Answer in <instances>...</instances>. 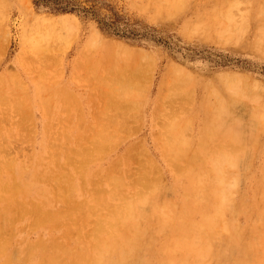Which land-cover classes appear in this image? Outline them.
Instances as JSON below:
<instances>
[{
	"label": "rangeland",
	"instance_id": "374dc122",
	"mask_svg": "<svg viewBox=\"0 0 264 264\" xmlns=\"http://www.w3.org/2000/svg\"><path fill=\"white\" fill-rule=\"evenodd\" d=\"M37 1H40V0H0V74H1L0 75V79H1L0 83L3 85L1 87V84H0V87H1L0 91L2 90V92H0V95H1V97L4 98V96H5V98L8 99V100L1 99L3 101L5 100V102H6L5 104H3L4 102H0V115H1V117H0V133L1 134L3 133L2 135L0 134V143L6 138V140H4L5 142H2V144L4 146L3 148H2V144H0V148H1V152H0V159H1L0 160V166H1L0 167V170H1L0 171V183H1L0 184V231L3 232V233L0 232V233H2L1 236H3L2 238L0 236V247H1L0 248V264H42L44 262L43 260L45 258H46L45 259L46 262H44L43 264H48L50 262L51 258L54 256L55 257L57 256V259L54 258L55 261H53V262L51 261L50 264H80L81 259H78V258H77L78 260L75 259L73 257V254H77L80 251H86L87 254L89 253L88 255H92L93 253L96 252V249L93 248V245H92L94 242L96 243V241H94L92 239V237H93L92 234H94V229H93L94 226L96 228V226L98 224V222L95 221V219L98 218V217H96V216H98V213H100V217H101V218H98L99 220L104 219V218L107 219L108 217H110V212L109 211L107 212V210L105 209L106 207H108L109 205H111L110 207H112V205H114V204H116V206H118V204L119 205L121 204V206H123V204L127 205L126 202L129 200H131L132 203H136L137 211H134L136 216L138 215L141 207L143 206V203H144V205L146 204L148 206V209H147V207L145 205V207H146L145 209H147V211L150 210L149 213L153 216L146 213L144 208H142L140 211V213H142V210L144 209L143 210L144 215H142L140 213H139L140 216L136 217L134 215V217L138 221L139 225L142 227L140 230L144 231V230H147L144 228H149L148 229L149 231L148 230L146 231V237H148V238L145 237L144 239H141L139 243H137V245L141 246V247L137 246V249L134 252L133 251L131 252V254H130L131 258H130L128 264H161L160 262L162 260H164L163 258L166 255L159 252V249H160L159 245H160V242L163 241L165 234H166L165 233L166 231L165 232L164 231H158L157 227H156V224H157L156 222L159 221V218L161 215L157 211L159 208H161V211H163L164 209L166 210L168 208L170 209V210L168 209L170 213L172 212L171 214H169L170 217H167L165 214H162V218H165V219L169 218L168 219L169 221H170V218L172 217V219H171L172 222L170 221V223H174L175 220L173 218L178 217L177 219H179V220L184 219L186 224L183 227H187V221L188 222L191 221L192 223L198 222L199 224L202 222L203 214H201V212H202L200 210L201 208L196 207L197 205H200V206L202 205L203 207H205L204 212H207L208 215L210 214V215L214 216V214L216 213L215 210L217 208L218 201L216 200L215 195L213 193H211V190H210V186H211L210 182L212 181V179L210 177L209 178L210 181H209L208 180L209 175L207 176V174L205 175V173H206V171L208 172L212 166V164L209 163V162H212V156H213L212 154L210 155L211 150H213L215 147L218 146V143H220L219 140H221V138H223V139H225V138L222 137V135L220 137V135L214 134L213 137L215 139L212 138L210 140V138H209L208 141L205 139H207V133H210V132L212 133V130H209L212 127V125L210 124L211 116H213V117L215 116V114H216V113H214L215 111H217V114L219 113L218 112L219 106H217L218 104H220L219 102H223V99H224V104H226L225 106L229 107V108L228 107L226 108V111L225 110L221 111L222 114L224 112L223 116H225V118L227 117L225 120H230V118H229L230 114L228 115V113L231 112L232 110H233V112H231V113H233V114H231L232 115L231 117L235 116V118H238V119H235L236 121L234 120V118H232L230 120V122L227 121V124L229 125V123L230 124L236 123L235 125L239 126L238 127L239 129H244L243 131L246 134L243 135L244 132L238 133V134H241V138H243V137L247 138V133H248L247 131L250 130L248 133V135H249L251 133L252 129H254V128H255L254 130H257L259 128V130L261 132L264 129L263 127L261 128L262 125L264 126V120L262 121V119H264V116H263L264 112L261 111V109L264 108V102L262 101V100H264V88H263L264 87V43H262V42H264V36H263L264 27H261V26H264V10H263L264 5H262V2L264 0H262V1L261 0H231V2H230V0H216L217 2L215 0H186V1L185 0L184 1L169 0V3L167 2L168 0H150V1L149 0H74L75 3L80 4L79 7L81 6V7H87V8L94 9L95 10L94 13L85 12L83 9H77L76 11H69V12L55 11L52 9L53 8V4H52L53 0H41L39 4H36ZM162 1L163 2L166 1V2H164V4H163ZM179 1H181L180 2L181 4L179 3ZM187 2H189V3H187ZM234 2L236 4H234ZM171 3H172V5H168ZM175 3H178V4H175ZM231 3L234 5L232 6ZM228 4H229V6H228ZM258 5H259V8L261 7L262 11H260L258 9ZM182 6H184V7H182ZM262 6H263V8H262ZM178 8L180 11H178ZM217 9L219 11H217ZM220 9L221 10L223 9V10L221 11ZM168 11H170V12H168ZM172 11H174L173 15L171 13ZM247 11H249L250 13H246ZM220 12L223 13V15H222L223 18L225 16L224 19L222 18L221 15H219ZM224 12H226V14ZM261 12H262V14H260ZM175 13H177V14H175ZM228 13H230L231 15ZM244 14H246V15H244ZM216 15L217 16L219 15L221 19L218 18L219 16L217 17ZM247 15L249 16V18ZM232 16H234L233 19L235 22L232 21V18H231ZM222 19L224 21L223 22L224 25H223V23H221ZM229 19H231V20H229ZM110 20H116L114 27H109L106 25V22H109ZM231 21L233 23H231ZM242 21L245 23V25H244V23H242ZM261 22L263 24H261ZM220 23L222 25H220ZM227 23H228V25H227ZM193 26H194V28H193ZM37 27H39L40 29ZM191 27H192V29H191ZM219 27L223 30L225 28L226 30L223 31V30L219 29ZM242 27H244V28H242ZM201 28L203 30H201ZM237 28L240 31L239 34H237V32H238ZM262 29H263V31H261ZM220 31H222V32H220ZM227 31H228V33H226ZM244 32H245V35H244ZM26 33L28 36L26 35ZM33 33H35V34L33 35ZM220 33H222V34H220ZM241 34H242V36H241ZM220 35H223V36H221L222 38H220ZM227 35L229 37H227ZM256 35H258L257 38H256ZM259 35L263 40L261 38H259ZM241 37H242V39H241ZM258 38H259V40L260 39L261 40L258 41ZM227 39H228V41H227ZM236 41H239V42L236 43ZM29 43H30V45H29ZM32 44H34V45H32ZM87 45H89V46L95 45L94 46L95 49L92 46L89 47ZM260 45H261V48H260ZM124 47H125V49H124ZM27 51H29V52H27ZM89 51L90 52L93 51V53H90ZM118 51H119V53H118ZM128 51L132 52L131 56H130V53ZM30 52L33 55L34 59L33 58L30 59L31 54H28ZM25 53H27V57H29L28 59H24L26 56ZM39 53H40V56H39ZM37 54H38V56H37ZM84 54H85V56H84ZM86 54L88 56L93 55L94 58L92 57V60H89L90 56L88 58V56ZM112 54H114V55H112ZM115 54H116V56H115ZM22 55H24L23 58L20 57ZM45 55H47V56L45 57ZM118 55H120L121 58H122V56H124L125 61L123 59H121V62H123L124 65L127 61H129L128 62L129 64L126 63V68L123 67L122 63H120V60H118V58H119ZM127 56L130 57V59H128ZM139 56H141L142 57L141 59L145 60L146 62L144 61V63H143ZM42 57H43V61L41 60ZM114 57H116V61H118V62H115ZM39 58H40V60H38ZM29 59L32 60L33 62L28 61ZM44 59H46V61H47V63H46L47 66L50 67L51 69H55V70H51L50 68H48L45 65ZM104 60L107 61V63H106V65L108 64L106 67L107 69L105 68L106 65L104 63L106 61L104 62ZM22 61H24V62H22ZM94 61H95V63H96V61H98L97 64H95ZM140 61L143 64L142 63L139 64ZM27 62L29 64H27ZM30 62H32L33 66ZM48 62H50V63L48 64ZM81 62H83L82 65H81ZM85 63L86 64L90 63L92 66H94V64H95L96 68H92V72H93V69H95L94 74H92V72L90 71L91 68H89V69L86 68V70L83 68ZM116 63H118V64H116ZM119 63H120V66H122L123 68L120 69V67H117V66H119ZM134 63H135V65L139 64V67L138 66H136V68L133 67ZM145 63H146V65H145ZM9 64L11 66H14V67H10V66L8 67L7 65H9ZM40 64H44V65L41 66ZM110 65H112L113 67L111 66L109 68ZM128 65L129 66L131 65L133 68L128 69ZM140 65L144 66L143 69L141 68L142 66H140ZM39 66H40L41 70H40ZM44 66H46L47 68H44ZM169 66L170 67H177L178 66V69L173 68L176 71H174V70L172 71L171 70L172 68L170 69ZM35 67L37 69H39L40 71L37 69H34ZM103 68L106 70V73H104L105 71ZM81 69L85 70L84 72L87 73L86 76L94 77V75H95V78H92V77L88 78L87 77L85 79L82 76L84 79V82H83V80L81 79V75L85 76L86 73H83ZM118 69H120L119 73H121L122 71H124V73H122V74L118 73L119 74L118 75L117 74V72L119 71ZM144 69H145L146 73L143 72ZM166 69H167V72H168V70H170V72L172 71L173 74L176 73V75H174V78H172L171 81H175L174 79H176V78L178 79V77H179V82L180 81H183V82L179 83L178 80H176L178 83L175 81L172 84H171V82H169L168 84H170V85H168V84L165 85V81L166 82H167V80L170 81L169 78H171V75H169L170 74L169 72H168V75H166L167 74ZM57 70L58 71L61 70V71L58 73ZM87 70H89L90 72H87ZM182 70L185 72V74H184V72H182ZM8 71H12L13 73L11 72L12 74H9L10 72L8 73ZM16 71L19 73H17ZM55 71H57V73H55ZM128 71H131V72L134 71V72H132V74H131V72H129V74H128ZM135 71H137V72H135ZM138 71H139V73H138ZM140 71L142 73H145V74H143L144 77L141 76L142 74H140ZM51 72H53V73H51ZM178 72H179V74L181 73L180 74L181 77H182V74H184L186 77H184V75H183V77L181 78L180 75H178ZM39 73H40V75H42V74L44 75V79L46 77L45 80L43 79L44 81L41 79L43 77H40ZM103 73L106 74V77H108L107 79H105L106 81L104 80V78H106V77H105V75H103ZM13 74L18 75V76L14 77ZM52 74H54L55 77L54 76L50 77ZM76 74H78V75H76ZM98 74H101V75H98ZM130 74L133 77L135 76V74L138 75V77L137 76L135 77V80L138 82H136L133 77L131 78ZM189 74L191 75V77ZM38 75H39V77H38ZM102 75H103V78H101ZM108 75L110 77L112 75V77H114V78L111 77L113 80L110 79L111 81H108V79H109ZM188 75H189L190 79H187ZM227 75H228V77H227ZM10 76H12V77L10 78ZM96 76H100V79L104 80L103 83L100 79L97 80ZM119 76H123V77H120L122 79L129 78L133 83H137V84L140 81L139 79H141L140 77H142V79H141L142 81H140V84L138 86L140 87V85L142 84V88L147 87V90L145 88H143L144 89V91H143V89L141 87L140 88L142 90L141 89L138 90L137 89L138 87L136 88L135 84L130 83L129 85H132V84L134 85V87L132 85L131 88L132 87H133V89L135 88L134 89L135 93L129 87L130 93L132 91V94L129 93L130 96H128L127 91L129 89L127 90V88H128L127 86L125 89V86L121 85V82H120L121 79L118 78ZM165 76H167V77L165 78ZM16 77H17V81H16L17 84L16 85L17 86L19 85L18 86L19 88H17L16 85L14 86L15 83L13 81L16 79ZM61 78H63V79H61ZM137 78H139V79H137ZM162 78H163V80H162ZM185 78L187 80H184ZM232 78L235 81H233ZM243 78H244V81H243ZM36 79L38 80V82ZM39 79H40V84H38ZM114 79H116V80L118 79L119 82L118 81L114 82ZM191 79H193V80L191 81ZM226 79L227 80L229 79V81H227L228 83L226 82ZM41 80L43 82H41ZM85 80L86 81L88 80V81L85 82ZM92 80L95 83H93ZM107 81L109 84L107 83ZM189 81H191V82H189ZM232 81H233V84L235 83V86L232 85L233 89L231 87L228 88L229 86H231ZM254 81L258 82L259 84L255 83ZM82 82H83V84L87 83V85L86 84L83 85ZM88 82H89V84H88ZM110 82L116 83L115 84L116 89L111 87V85L114 86V84H111ZM117 82H118V84H117ZM188 82L190 84H188ZM206 82H208V83L211 82V85H215V84H212L213 82L216 83L215 86H217V87H215V86L212 87L210 84L207 85V88L209 87L211 90L214 88V91H212V93H211V90L209 91V88H208V90H206L207 89L206 88V84H207ZM247 83H248V85H247ZM98 84L100 85L101 89H102L101 85L102 86L106 85V87L104 86L106 89L104 87H103V89L105 90L106 93H108L107 95H109V97L111 96L113 98V100H110V98L106 97V95H105V99H109L112 104L115 103V104H117V106L109 104L110 102L109 101L107 102V100H105V99H103L102 102L105 100L107 102L106 105L107 104L111 105L112 109L108 105L106 107L104 105L105 102L101 103L102 98H101L99 93L102 90L100 89V91H99L97 89V88H99ZM143 84H146V86ZM174 84L177 85L178 87L173 88L176 90V91H173L174 92L173 93L174 97H173V95L171 96V94H172L171 88H172V86H175ZM186 84H188V85L186 86ZM21 85L23 86L22 90H25V92H26L25 94H27V95L29 94L28 96L30 98L26 97L27 100H23L24 99V97H23L24 92L22 93V90L20 89V88H22ZM24 85H26V87ZM41 85H43L44 88ZM236 85H239V86L237 87ZM254 85H255V87H254ZM13 86L16 87V89H19V91H21L22 94L21 93L18 94L20 96L17 95V93L15 92V88ZM107 86H109V87L107 88ZM164 86L166 88L170 89L169 95H167L168 94L167 89H165ZM179 86L181 88H183V89H181V91L177 90V89H180ZM218 86H220V87H218ZM240 86H241V88H239ZM248 86L250 88L252 86L253 88L249 89ZM48 87H51V88H48ZM90 87L92 89L94 88L92 90L93 94H91L92 91L89 92L91 90ZM121 87H124L123 91H121L122 90ZM188 88L189 89L192 88V90L194 92L192 91L193 93H191V89L186 91ZM215 89L219 90V92L221 90L222 93L220 92L221 94L219 95L218 91L216 93ZM235 90H237V91H235ZM242 90L245 93H247L245 96H244L245 93L242 94L243 93ZM11 91L14 94H12ZM19 91L17 90V92H19ZM125 91H126V93H125ZM238 91H239V93L241 92L239 94V95H241V98L239 95H236V96L233 95V94L237 93ZM254 91H256L255 94H254ZM43 92L44 93L46 92V93L41 94ZM68 92H69V94H71V93H73V94L69 95ZM140 92L143 93L144 95L141 94ZM165 92L169 98L168 97L166 98L165 97L166 95L165 96L163 95V94H165ZM175 92L179 96H177L175 94ZM177 92H179V93H177ZM180 92H181V94L186 95L187 98L184 96V98H185L184 99L180 95ZM188 92H190V93H188ZM204 93L206 95L208 93L211 95L213 94L214 96H211V98H210L209 97L210 95H208V97H209V99H208V97L205 96ZM223 93H224V95L227 96L226 98L223 95ZM11 94H12V98H11ZM217 94L219 96H217ZM2 95H4V96H2ZM41 95L42 96L44 95V97L40 98ZM73 95H74V99H73ZM117 95H119V97H121L122 99L125 97L124 100H126L125 101L126 104L123 102L124 100L118 101L119 99L120 100H122V99L117 98L118 97ZM189 95H191V97ZM247 95H251L252 98H247ZM65 96H66V98H65ZM216 96L218 98H220V97L221 98L218 99ZM223 96H224V98H223ZM67 97H68V99H67ZM115 97L117 98V101L119 102V104L117 103ZM161 97H164V99H168L167 102H165L164 99ZM175 97L178 99H179V97H182V99H183V100L181 99L182 102H181V100H178ZM188 97H190V98H188ZM203 97L206 100H203L204 99ZM235 97L238 101L240 99V101L237 102ZM242 97H244V99H246V100L244 101ZM261 97H263V98L260 99ZM14 98L16 99V101L14 100ZM191 98H193L194 100ZM254 98H257V99H254ZM18 99H19V101H22L20 104L17 103V104H19V106H18L19 109H17L18 107L15 105L16 103H14V101L18 102ZM51 99H53L52 100L53 102L51 101ZM207 99L210 101L211 105L209 104V101ZM211 99H212V101H211ZM94 100L97 101L96 104H94L95 103ZM185 100H186V102H184ZM214 100L216 101V103L214 102ZM23 101H25V102L23 103ZM137 101H138V105H137ZM230 101L232 104H230ZM247 101H249V102L251 101V103H249V102L247 103ZM253 101H255L256 103H252ZM120 102H121V104L123 103L124 105L123 104L120 105ZM140 102H141V105H140ZM242 102H245V103H243L244 105L242 104ZM68 103H70L69 104L70 109L68 108L70 110V112H68V109L66 108L68 106ZM158 103H159V105H158ZM170 103H172V104H170ZM182 103L185 106L187 105V108L185 106H183ZM233 103H235V105H233ZM257 103L258 104L260 103L261 105L263 104V107L259 108V105ZM23 104L28 108H25V110L23 109V111H22L20 109V106H22L21 108H23V106H24ZM44 104H46V105L44 106ZM51 104H53V106ZM62 104H63V107H62ZM213 104H215V107ZM245 104L248 106H251V104H252L253 105V107L251 106L252 109L249 108L248 106H246ZM255 104L258 105V106L256 105L257 108H256ZM13 105H15V106H13ZM102 105H104V106H102ZM118 105H120L122 107H120ZM135 105H137L136 108L133 107ZM158 106L161 107L160 110L158 109ZM211 106H212V108H211ZM46 107L48 109L47 111L49 112V117H48V112L45 111ZM81 107H82L83 111L81 110ZM95 107H98V108H95ZM103 107L106 111L102 109ZM244 107L247 109H245ZM6 108H8V110ZM13 108H14V110L16 109V112L13 111ZM51 108H52V110H51ZM63 108L65 109V111L67 109V112L70 113V114H68V116H66L67 112L64 113L65 111H60V110H64ZM107 108H109V109H107ZM120 108L122 109V113L125 112L126 115L123 114L125 116H122L121 112H120L121 115L119 114ZM169 108H171L173 110L172 112L176 111L173 113L172 116H170L172 112H170L171 109H169ZM185 108H186V110H185ZM237 108H238V110H236ZM253 108L256 109V112L261 111L260 113H261L263 118H259L260 114L255 112V114L258 115V117H257V115H255L252 112L254 110ZM92 109H93V111H92ZM99 109H102L104 111V113H106V114L109 113L111 116L109 114L105 115L103 113L104 114L103 118L105 121L102 120L101 119L102 115L100 112L102 110H99ZM129 109H130V111H129ZM177 109H178V111H177ZM181 109L184 113H182ZM209 109L210 110L212 109L213 112L210 111ZM259 109H260V111H257ZM3 110H5V111L2 112ZM6 110L8 111V113L6 112ZM28 110H29L28 114L32 113V117L30 115V118L28 115H27L28 116L27 117V116H25L26 114H24L25 112L27 113ZM30 110H31V112H30ZM117 110H118L117 114H119V116H121L120 118L116 114ZM248 110H252L249 112H251L254 115H252V114L250 115ZM80 111H82L83 113H81ZM94 111H96V112H94ZM112 111H114L115 113L114 112L112 113ZM166 111L170 112V114L167 112V115H166ZM209 111H210V113H208ZM234 111H236V112H234ZM263 111H264V109H263ZM43 112H46V114ZM226 112H227V114H225ZM243 112L245 113V116H244ZM94 113H97V115L100 113L98 115L100 120L98 118L97 119H98V121L102 122L103 126L106 125V127L103 128L105 130H103L101 128L102 131H104V133L101 131L100 127H102V126L99 127V123L96 121L97 115H94ZM8 114H9V116H8ZM22 114H23V116H21ZM114 114L118 118H116V116ZM130 114H131V116H129ZM133 114H134V116L138 115L139 116V117L137 116L138 119L136 117H134ZM12 115H13V117H12ZM78 115L80 117L77 118ZM174 115H176V116H174ZM3 116H7V118L9 117V120L7 118L6 119L2 118ZM55 116H56V118H55ZM65 116H66V120H64ZM81 116H82V118H81ZM108 116L111 118H109ZM252 116H253V118H252ZM21 117H23L24 120H23V118L20 119ZM60 117L62 119H60ZM131 117L136 118L135 119L136 122ZM244 117H245L246 121H244L242 119ZM254 117H256V120ZM27 118H29L28 121H27ZM139 118H140V120H139ZM158 118L161 120L160 122H162V123H160V124H162L164 128L161 127L162 125L157 123ZM82 119H84V121ZM108 119L109 120L114 119L116 121V123H117L118 119H122L123 121L119 120L118 124H117L118 127H116L118 129H120V131L115 129V127L111 128V126L116 125V123H114V120L113 121L111 120L109 122ZM124 119L126 120V122H124ZM130 119H132L134 122ZM174 119H175V121H173L172 123H174L175 126H177V124H178V126L181 125V127H182L181 128L179 126L181 128V133H180V128H179V131H177L178 129H176L178 136H180V137L182 136L181 139L183 138L182 139L183 142L181 140L180 141L183 144L186 142H187L186 144H188V145H186V149L188 148L186 151V154H188V155L190 153L195 154L197 156V159L200 160V161L197 160L198 161L197 167H196L194 174H196V176H198L201 179H203L204 177L207 176L204 179H207L208 181L207 180L201 181V186L204 190L203 193L204 192L206 193V194L202 195V197L206 196L207 200H205V198L204 199L201 198V200H202L201 202L194 203L195 197H194V191L192 189V188H194L192 182H194L195 179H193V177H190L189 175H187V176L184 174L178 175L177 173H180V172L179 171L176 172L177 169L174 170L175 168L173 169V166L174 167H175V165L177 166L178 163L175 164L174 162H176V161H171L172 158H171V160H168L170 158V155H168L169 152H168L167 146H165L163 144H165L167 142L166 139L168 137V134L170 137L172 135L173 131L175 130V128H174V130L169 128V126H171V122H169V121H172ZM248 119H251L252 124H254L256 122L259 124V122H260L261 126L260 125L258 126V124H256L257 127L255 126L253 128L251 123H250L249 127H247L248 123L250 122ZM258 119H261V121H259ZM60 120H61V122H60ZM69 120L71 122H69ZM167 120H168V123H167ZM238 120L240 123L242 122V120L244 121V127H241V125H238V123H239V122L237 123ZM234 121H235V123H234ZM12 122L14 124H12ZM59 122H60V124H59ZM18 123H22L21 125L23 127L28 126L26 128L31 129V130H28V132L31 131L29 133L31 134V136L34 137V139H33V137L29 136V133H27V130H24V128H22L20 125L17 126ZM63 123H64V128H63ZM104 123H107V124H104ZM126 123H129L128 126H129L130 130L129 129H128L129 131L127 130V132H129V133H127V132L125 133V128L127 129ZM166 123H167V125H166ZM245 123H247V126ZM40 124H41V126H40ZM49 124H51V126ZM80 124H82V125L79 127L78 125H80ZM123 124H126L125 126H123L124 128L121 127ZM136 124H137V126H136ZM138 124H139V126H138ZM183 124H184V128L182 126ZM65 125H67L66 128H65ZM206 125H207V127H206ZM235 125H233V126H235ZM93 126L94 127L97 126L96 127L97 129H95V132H99L97 134L98 136L96 134H94V135L92 134V133H94L93 132V130H94ZM135 126L138 127L136 130L133 129ZM178 126H177V128H178ZM39 127H40V129H39ZM166 127H167V129H166ZM56 128H57V130H56ZM187 128L189 129L188 130L189 133H187L188 132ZM205 128L208 130V132ZM32 129H34L33 132H32ZM98 129H99V131H98ZM113 129H114V133L111 132V130L113 131ZM164 129H166V130H164ZM168 129H170V131ZM235 129H237V128H235ZM167 130H168V132H166V133H168L167 136H165L166 134H162L163 131H167ZM183 130L186 132L184 133ZM34 131H35V133H34ZM57 131L61 132L60 133L61 135ZM100 131H101V133H100ZM132 131H133V133H132ZM159 131H160V133H159ZM191 131H193V132H191ZM258 131H255V132H258ZM109 132H111L112 135ZM253 132L254 131H252V133ZM63 133H65V134H63ZM76 133H78V135ZM105 133H107V134H105ZM117 133L120 134L119 136L122 135L124 138L119 137V139H118ZM252 133L249 135V137H252V138H250V140L248 138H247L248 140L246 138L242 139V140H244V141L247 140L248 142L252 140L253 143L256 144V146L258 145L257 146L258 149L256 148V146L253 148L254 144H252V142H250L251 144L248 143L247 141L242 143V140H240V135H239L238 139L236 138L237 143L235 142L236 140L232 141V143H233L232 146L235 143L237 145L239 144L238 147L240 146L241 149L244 148L246 150V153L244 151H241V149H240L241 153H239L240 152L239 151L237 156H236V158L237 159L239 158L238 160H240V161H238L236 159V161H235L236 164L234 163L232 165H228L227 166L228 168H226L229 170V172H228V170L226 172V175H227L226 177H227V182H228L226 184H230L228 186H230L231 188L233 186V187H239V189L237 188V190L235 192V188L230 189L228 187V189H227L228 193H230L231 190L233 192L230 193L231 195L228 194L229 197L227 198V202L225 205L226 208L224 207L225 209L221 211L222 217L223 218H224V216H226V217H225V219H223V218L219 219L221 216V213H220V216L218 218L219 220L217 222L218 224L221 223V224H219L220 226L217 225L218 228L216 226L217 231H216V229L214 231H213V229L211 230L212 233H214L216 231L214 233V235H216V237H217V235L219 237H221L220 238L221 240H220L218 237H217L218 238L217 239L213 235L215 238L213 237L212 239H214L216 242H214L215 243L214 244L213 240L211 241L212 246H216L217 244H219V245H217V247L220 246V249L222 252L216 253V256L219 254L218 255L219 259H217L215 256L208 258L209 255H207V256H203V258L202 257L196 258V262L198 260L202 264H204V263L216 264L217 261H218L217 264H237L236 261H238L239 256L242 255L243 248L247 244V241H248L247 239H251L253 236L257 237L258 234L259 235L261 234L264 236V234H262V232H264V218H263L264 217V215H263L264 214V212H263V210H264L263 209L264 208L263 207L264 206V134L263 135L261 134L258 138V133H257V136L255 135L256 133H253V135H255L257 137L256 138L254 136H251ZM68 134L70 136H68ZM91 134L93 136H96V137L95 138L92 137ZM100 134L103 135V137ZM127 134L129 136H127ZM158 134H161V135L158 136ZM24 135H27V136L24 138ZM52 135L54 136V138L50 137ZM188 136L190 137V139ZM21 137H23V138H21ZM28 137H30V138H28ZM56 137L58 139H56ZM59 137H60V139H59ZM69 137L71 139L67 140ZM85 137L86 138L90 137V138L87 140ZM91 137L93 138V140H91ZM100 137H102V139ZM104 137H106V139L110 137V140L107 139V140H109V141H107V140H105ZM113 137H116V138H113ZM27 138L29 141L27 140ZM163 138H164V140H163ZM40 139H42V140H40ZM96 139L100 140V142L99 141L98 142L102 146V148H101V149H103L102 152L100 149L101 146L97 143ZM223 139L221 142L226 144L225 143L226 139L224 140L225 142L223 141ZM38 140H39V142H38ZM48 140H50V142ZM65 140H66V142H65ZM103 140L106 141L108 145L107 144H101V142L102 143L104 142ZM113 140L115 141V144H117V143L118 144L117 145L111 144L110 141L112 143H114ZM256 140H257V142H256ZM258 140L259 141L262 140L263 142L260 141V144H259ZM6 141H8V143ZM92 141H95V145L97 146V148H96V146H94L95 148L93 147L94 144H92L93 143ZM32 142H34V143H32ZM56 142L59 143L60 145L57 146ZM62 142H64V143H62ZM52 143H54V145H52ZM65 143H67V144H65ZM81 143H82V145H81ZM216 143H217V145H216ZM240 143H241V145H240ZM261 143H263V144L261 145ZM135 144L137 145V147L134 146ZM139 144H141L140 147H139ZM242 144H245V145L242 146ZM64 145H68L67 148ZM111 145H113V146L115 145V147H113V146L111 147ZM161 145H163V149H162ZM226 145H228V147H230L231 141L229 143H227ZM82 146H85V147L87 146L86 149L87 148L89 149V147H90V151L86 150V152H87L86 153L85 151H83L84 147L82 149ZM205 146H207V147H205ZM245 146H247V148H248V146H250L249 147L250 149L249 148L247 149ZM10 147H12V148H10ZM69 147L71 149H69ZM72 147H73L74 152L72 151ZM6 148H10V149H7V151H4L3 149H6ZM55 148L58 149V151ZM93 148H94V151H92ZM107 148H108V151H107ZM144 148L147 150L144 151L145 150ZM230 148L232 149V147H230ZM255 148H256V152H255ZM77 149H78V151H77ZM95 149H96V152H95ZM98 149H100V151H99L98 155H96V153L98 152L97 151ZM109 149H110V151H109ZM253 149H254V151H251ZM18 150H21V151H18ZM247 150H249V152L252 153V155ZM12 151H14V152H12ZM27 151H28V153L24 154ZM55 151H56V153H55ZM65 151H68V152H65ZM80 151H83V152H80ZM106 151H107V153H106ZM141 151H144L146 154L142 153ZM19 152H21V155L19 154ZM51 152H53V153H51ZM58 152H59V154H58ZM133 152H135L136 154ZM243 152L245 155L243 154ZM5 153L7 155H5ZM54 153L58 154V156L54 155ZM64 153H65V155L69 154V156L67 158L68 160L65 159L67 156L65 157ZM83 153L86 155V157L89 161L86 159V157H85V155H83ZM166 153H168V154H166ZM208 153L210 156L208 155ZM247 153L249 154V157L247 156L248 155ZM101 154H102V156L103 155L104 156L102 157ZM130 154H132L133 156L136 155L137 157L139 156L138 161H137L138 163L135 162V159ZM253 154H254V156H253ZM53 155L55 156V158ZM72 155L75 159L72 157ZM148 155H151V156H148ZM238 155H240V156H238ZM119 156H120L121 160H120V158H118ZM198 156L202 157V158H199ZM242 156H246L247 158L246 157L244 158ZM28 157L31 159H28ZM57 157H58V159H56ZM80 157H82V159L87 160L88 162L85 160H82ZM140 157L144 158V159L146 158L145 159V166L143 164L144 161H143V163H141L142 160L140 159ZM241 157L243 159H241ZM247 159H248V161H247ZM8 160H9V162H8ZM10 160H12L11 161L12 163L10 162ZM117 160H119L120 163ZM139 160H141V161H139ZM66 161H68V164L66 163ZM69 161H71V162L73 161L74 163L73 162L71 163ZM83 161H85V162H83ZM7 162L9 163L10 166L12 164H14L11 167H12V170L14 169L15 176H12V172H13L12 170H11L12 172L8 170V168H11V167L6 166V165H8ZM56 162H58L59 165H57ZM114 162H115V164H114ZM172 162L174 163L173 165H172ZM184 162H186V160L183 161L182 163L181 162L180 163L183 164ZM237 162H239V164H237ZM82 163H83V165L85 164L84 168H82ZM139 163L143 164L144 168H141L143 166H141V164H139ZM80 164H81V166H80ZM116 164L117 165L120 164V165L117 166ZM242 164H245V166ZM23 165H25V167ZM112 165H114V169H113ZM237 165L239 166V169H238ZM246 165H248V166H246ZM137 166L140 167L141 169L137 170V169H139V168H135ZM63 167L68 168V170L63 168ZM75 167L78 169H76ZM147 167H150V168H147ZM154 167H156L158 169H155ZM203 167H205L204 168L205 170L207 169L205 172L202 170ZM232 167H235L240 172L237 171L236 169L232 168ZM118 168L121 169V174L119 173L120 171ZM75 169H76V171H75ZM243 169H245V170H243ZM116 170H118L119 172H117ZM146 170H148V171H146ZM197 170L199 171V173H197L198 172ZM107 171H109L108 178H106V175L108 173ZM131 171H133V172L136 171V172H135L134 176L129 177V175H130L129 173H132ZM139 171H141V172L138 174L137 172H139ZM142 171H143V173H144V171L149 172L148 178L143 176ZM60 172H63V173H60ZM113 172H115V173H113ZM146 172H145V174H146ZM200 172H201V174H200ZM57 173H58V175H57ZM64 173H65V175H64ZM236 173L238 174V176H236ZM82 174H84V177ZM54 175H56V178H54L55 177ZM139 175L143 177V179H142V177H140L141 178L140 180H142V181L138 180V182L140 181L139 183L136 181L138 184L136 183V185L133 186L135 184L133 177H135V176L138 177ZM147 175H148V173H147ZM59 176H60V178L58 179ZM111 176L113 178L114 177H116V178L122 177L121 179L119 178L120 182H121V180H123V182L120 183V184H122V187L120 186V184H119L120 187L115 186L114 183H112V181H111V183L108 182L111 180L110 179ZM159 176L162 178L165 177V178H163L164 180L166 179L164 183H162L163 182L162 178H160ZM231 176L234 179V181L231 178ZM242 176H243V178H242ZM82 177L85 180V184H83L84 182H82V181H84V180H82L83 179ZM137 177L135 178V180L138 179ZM149 177L150 178L153 177V179H155V180H153V183H155V184L150 183V181L152 179L149 182L145 181L146 179L149 180L150 179ZM13 178H15V179H13ZM49 178H51V179L49 180ZM53 178H54V180H52ZM91 178H93V179L91 180ZM236 178L239 181H237ZM101 179H102V183H100ZM158 179L161 181V183H158V182H160ZM12 180L13 181L15 180L14 183L16 185L14 183H12L13 182ZM93 180H95V181H93ZM156 180L158 181L157 184H156ZM97 181H99L98 184H95L94 182L97 183ZM129 182L131 184L134 183L132 185V187H131ZM145 182H147L146 184H148L147 189L145 186L146 185ZM232 182L233 183L235 182V185H237V183H238V185L235 186L234 184H232ZM68 183L70 186H68ZM92 183H94L95 185L94 184L92 185ZM149 183L151 184V186H155V188L150 189ZM61 184H64L66 186L65 188L68 190V192L66 189H64V191H62V188L64 187V185H63V187H60V186H62ZM4 185H5V188H7V186H8L7 191H6V189L4 190ZM54 185L56 188H54ZM83 185H85V187ZM112 185H113V187H115L114 191L117 190V193L113 192V193H115L114 195L116 197H120L121 199L120 198L115 199L116 197L113 195V193L111 191H109L110 188H111V190L114 189V188H112ZM139 185H140V187H139ZM14 186H16L17 188ZM82 187H84V189ZM99 187L100 188L102 187L103 190H101L102 192L100 191V193H98V195H97V193H95L94 190L96 189L95 191L99 192L98 191V190H100V189H98ZM118 187H119V189H118ZM1 188H2V190H1ZM91 188H94V190H91ZM104 188H106V190L109 189V190H107L108 193H106ZM121 188L122 189L125 188V190H122ZM138 188L140 190H138ZM144 188H145V190H144ZM20 189H22V190H20ZM151 190L154 193H151ZM15 191H17V193ZM93 192L98 196L97 197L98 199L100 198L99 201H97L98 199L96 200V195ZM110 192H111V194H110ZM119 192H120V194H119ZM134 192L135 193L137 192V193L135 194ZM140 192H144V193L140 194ZM122 193H125L126 196ZM233 193L235 194L234 196L232 195ZM260 193L262 195H260ZM2 194H4V195H2ZM59 194H61V195H59ZM102 194L104 197L102 196ZM117 194H119V195H117ZM130 194H131V196H130ZM146 194H147V196H146ZM184 194H185V196H184ZM255 194H258L259 196L255 195ZM94 195H95V197H94ZM127 195L130 197H128ZM140 195H141V197H140ZM148 196H150V198H146ZM200 196H201V194H200ZM232 196H233V199H232ZM16 197H17V199H16ZM70 197L72 199L75 198V200L74 199L72 200ZM112 197H113V199H112ZM256 197H258V199ZM93 198H95L96 202H98V203L94 202L95 200ZM144 198H146L145 200L148 203L143 201ZM186 198H187V200H186ZM68 199H69V202H68ZM83 199H85V200H83ZM104 199H106L105 200L106 202L104 201ZM17 200H18V202H17ZM74 201H78V202L75 203ZM79 201H80V204H79ZM81 201L83 203L82 206H81ZM109 201L112 202L113 204L107 205L108 204L107 202H109ZM123 201L124 202L126 201V202L123 203ZM169 201L172 202V206L169 203ZM207 201H209L210 203H208ZM36 202H37V204H36ZM100 202L102 203L101 204L102 206H103V203H104V206L105 205H107V206L102 209ZM234 202H236V203H234ZM163 203H165V204L163 205ZM32 204H34V205L32 206ZM71 204L73 206H74V204H79L78 205L79 210L81 208H83V210L86 211L88 208H90L89 212L87 210L86 213H84V215L80 214V213H82L81 212L82 209L80 210V213H79L77 210L78 208H76V209L72 208V210L70 211L69 208L72 207V206H70ZM91 204L94 205V209H98L97 211H94L96 213L93 212L94 209H92L93 207ZM138 204L140 205L139 208H138V206H139ZM141 204H142V206H141ZM258 204L261 208H259ZM20 205L23 206L22 208L24 210L21 208ZM37 205H39V206H37ZM88 205H91V207H89ZM161 205H163V206H161ZM164 206L165 207L167 206V208H164ZM177 206H179V208ZM215 206H216V208H215ZM230 206H231V208H229ZM75 207H76V205H75ZM98 207H100L101 210ZM110 207H108V208H110ZM113 207H115V206H113ZM16 208L17 209L19 208V210H22L21 213H18ZM162 208H163V210H162ZM65 209H68V210L64 211ZM184 209L186 211V214H184L185 213ZM30 210L32 212H29ZM61 210L64 212H62ZM123 210L125 211V208ZM233 210H235V212L231 213ZM26 211H28V212H26ZM34 211L36 214H34ZM100 211L107 212L109 216L106 213H105L106 216L104 213H102V215H101ZM110 211H113V210H110ZM23 212H26V213H23ZM92 212L94 213V215ZM17 213L21 214L22 216L21 215L17 216L18 215ZM177 213H178V215H177ZM182 213L184 215H182ZM255 213H256V215L259 216V217L258 216H256V217L259 218L260 222L262 220L261 223L257 219L253 220V218H250L251 216L255 217ZM39 214H40V216L38 218ZM78 214H80L79 216L81 219L83 217H86V218H83V220H81V219L79 220L78 219L79 217L77 216ZM260 214H261V216H260ZM163 215H165V216H163ZM179 215H181V218H183V219H181L179 217ZM235 215H236V217H235ZM33 216L38 218L40 221L37 220L36 218H34ZM48 216H50L49 219L48 220L45 219V221L43 223H41V219H43L45 217L48 218ZM67 216H71V217H67ZM54 217H56V220ZM72 217L74 218V220H70V219H73ZM76 217H78V218H76ZM138 217H139V219L142 217V219L139 220ZM50 218L53 220H51ZM68 218H70L69 221H68ZM75 218L77 220H79L78 223L76 222L77 220H75ZM237 218H238V221L235 220ZM233 219L235 222H238V224H239L238 231L236 230L238 227V224L235 222L232 223ZM11 220H12V223H10ZM35 220H37V222L39 221V223H41V224L38 223L39 225L37 227L35 226L36 223H34ZM89 220L93 221V222H90ZM193 220L195 222H193ZM255 220L258 222L256 223ZM72 221H75V222L71 223ZM83 221L86 222L84 225H83V223H84ZM169 221H167V222H169ZM63 222L67 223V225L63 224ZM151 222L152 223L154 222V223L152 224ZM185 222H183L182 225H184ZM69 223L71 224L70 227H72L73 234L70 233L69 234L70 236L68 235L69 236L68 237V236H64V235H65V233L68 234V232H69V230H68V228H70ZM93 223H94V226H93ZM235 224H236V226H235ZM260 224L263 226L261 227ZM225 225H227V226H225ZM256 225L258 228H260V230L256 227ZM83 226H86V227H83ZM235 227H236V229H235ZM78 228L81 230L78 231L77 230ZM86 229L87 230L89 229V231L92 229L93 230L92 234L88 235L89 233H91V231L88 233V231ZM219 229H220V231H219ZM240 230L242 232H240ZM12 231H13V234H12ZM85 231H87V236L91 237L90 241H88L89 237H85L86 236V235H84ZM218 231H219V234H216V233H218ZM76 232H78L79 235ZM224 232L225 233L227 232V233L225 234ZM221 233H223V234H221ZM81 234H82V236H81ZM58 235L60 237H58ZM4 236L6 237L5 238L6 240L4 239ZM52 236H53V239H52ZM94 236H95V234H94ZM9 237L11 239H9ZM24 237H25V239H24ZM259 237H262V236H258V241L261 242ZM55 238L57 240H55ZM3 240H4V242H3ZM39 240H41V241L43 240L44 242H42L40 244ZM148 241H151L149 246H148ZM220 241H221V243H220ZM241 241H243L244 244ZM90 242H91V246L89 247ZM260 242H258V243H260ZM3 243H5L6 245ZM95 243H94V245H95ZM26 244L27 245L31 244V246L33 248L31 252L29 251L31 249H28V247L31 248V246L27 247ZM34 244H36V245L33 247ZM59 244L61 247L59 246ZM145 244H147V245H145ZM66 245H67V247H66ZM74 245H76V246H74ZM78 245H80V247ZM4 246H6V248L4 249V252H3L2 250H3ZM87 247H88V249H86ZM90 248L91 249L93 248V249L90 251ZM28 251L30 252L29 254H28ZM6 252H8V253L6 254ZM11 253H13L12 257H10ZM24 253H26V254H24ZM6 256H8V260H6V258H7ZM25 256H26V258H25ZM204 257H207L208 260H206ZM9 258L10 259L12 258V260H10ZM201 258H202V260H201ZM212 258H213V261L211 260ZM203 259H205V262ZM9 260H10L9 263L6 262ZM70 261H73V262L71 263ZM201 263L197 262V264H201ZM192 264H196L194 260H193Z\"/></svg>",
	"mask_w": 264,
	"mask_h": 264
},
{
	"label": "bare ground",
	"instance_id": "6f19581e",
	"mask_svg": "<svg viewBox=\"0 0 264 264\" xmlns=\"http://www.w3.org/2000/svg\"><path fill=\"white\" fill-rule=\"evenodd\" d=\"M149 1H150V0H149ZM176 1H177V0H176ZM181 1H184V0H181ZM181 1H179V3H180ZM185 1H186V0H185ZM215 1H216V0H215ZM261 1H262V0H261ZM162 2H163V1H162ZM162 2H161V3H162ZM164 2H166V1H164ZM164 2H163V4H164ZM167 2L169 3V0H168ZM216 2H217V1H216ZM219 2H220V1H219ZM225 2H226V1H225ZM230 2H231V0H230ZM256 2H257V1H256ZM159 3H160V2H159ZM187 3H189V2H187ZM227 3H228V2H227ZM232 3H233V2H232ZM232 3H231V4H232ZM254 3H255V2H254ZM165 4H166V3H165ZM175 4H178V3H175ZM180 4H181V3H180ZM183 4H184V3H183ZM185 4H186V3H185ZM229 4H230V3H229ZM229 4H228V6H229ZM234 4H236V3L234 2ZM234 4H232V6H233ZM161 5H162V4H161ZM168 5H172V3H171V4H168ZM262 5H264V1L262 2ZM164 6H165V5H164ZM175 6H176V5H175ZM175 6H174V7H175ZM180 6H181V5H180ZM228 6H227V7H228ZM232 6H231V7H232ZM171 7H172V6H171ZM182 7H184V6H182ZM160 8H161V7H160ZM169 8H170V7H169ZM262 8H263V6H262ZM173 9H174V8H173ZM182 9H183V8H182ZM182 9H181V10H182ZM185 9H186V8H185ZM228 9H229V8H228ZM258 9H259L260 11H262L261 7L259 8V5H258ZM220 10H221V9H220ZM222 10H223V9H222ZM222 10H221V11H222ZM231 10H232V9H231ZM259 10H258V11H259ZM263 10H264V9H263ZM166 11H167V10H166ZM170 11H171V10H170ZM170 11H168V12H170ZM174 11H175V10H174ZM174 11L171 12L172 15H173V12H174ZM178 11H180L179 8H178ZM217 11H219V10L217 9ZM228 11H229V10H228ZM249 11H250V10H249ZM249 11H247L246 13H250ZM177 13H178V12H177ZM177 13H175V14H177ZM224 13L226 14V12H224ZM168 14H169V13H168ZM178 14H179V13H178ZM228 14H230V13H228ZM258 14H259V13H258ZM260 14H262V12H261ZM219 15L222 16L223 13L220 12ZM219 15H218V16H219ZM230 15H231V14H230ZM244 15H246V14H244ZM216 16H217V15H216ZM218 16H217V17H218ZM227 16H228V15H227ZM247 16H248V15H247ZM233 17H234V16L231 17V18H232V21L235 22L234 19H233ZM218 18H220V16H219ZM222 18H223V16H222ZM224 18H225V16H224ZM224 18H223V19H224ZM245 18H246V17H245ZM248 18H249V16H248ZM220 19H221V18H220ZM223 19H222V22H221V23L224 22ZM227 20H228V19H227ZM227 20H226V21H227ZM229 20H231V19H229ZM216 21H217V20H216ZM226 21H225V22H226ZM232 21H231V23H233ZM200 22H201V21H200ZM221 23H220V25H222ZM229 23H230V22H229ZM242 23H244V22L242 21ZM261 24H263V23L261 22ZM223 25H224V23H223ZM227 25H228V23H227ZM232 25H233V24H232ZM244 25H245V23H244ZM259 25H260V24H259ZM203 26H204V25H203ZM260 26H261V25H260ZM224 27H225V26H224ZM240 27H241V26H240ZM261 27H264V26H261ZM35 28H36V27H35ZM37 28H39V27H37ZM193 28H194V26H193ZM226 28H227V27H226ZM232 28H233V27H232ZM232 28H231V29H232ZM238 28H239V27H238ZM238 28H237V29H238ZM242 28H244V27H242ZM259 28H260V27H259ZM39 29H40V28H39ZM191 29H192V27H191ZM219 29H221V28L219 27ZM196 30H197V29H196ZM201 30H203V29L201 28ZM221 30H223V29H221ZM224 30H226V29L224 28ZM224 30H223V31H224ZM241 30H242V29H241ZM243 30H244V29H243ZM258 30H259V29H258ZM235 31H236V30H235ZM256 31H257V30H256ZM261 31H263V29H262ZM210 32H211V31H210ZM220 32H222V31H220ZM231 32H232V31H231ZM233 32H234V31H233ZM239 32H240V31H239V29H238L237 34H239ZM226 33H228V31H227ZM226 33H225V34H226ZM34 34H35V33H33V35H34ZM220 34H222V33H220ZM258 34H259V33H258ZM262 34H263V33H262ZM262 34H261V35H262ZM26 35H27V33H26ZM233 35H234V34H233ZM244 35H245V32H244ZM27 36H28V35H27ZM221 36H223V35H220V38H222ZM241 36H242V34H241ZM263 36H264V34H263ZM25 37H26V36H25ZM227 37H229V36L227 35ZM257 37H258V35H256V38H257ZM27 38H28V37H27ZM33 38H34V37H33ZM94 38H95V37H94ZM232 38H233V37H232ZM232 38H231V39H232ZM259 38H261L260 35H259ZM259 38H258V41H260V40L262 39V38H261V39L259 40ZM97 39H98V38H97ZM228 39H229V38H228ZM228 39H227V41H228ZM239 39H240V38H239ZM241 39H242V37H241ZM262 40H263V39H262ZM24 41H25V40H24ZM29 41H30V40H29ZM223 41H224V40H223ZM240 41H241V40H240ZM254 41H255V40H254ZM254 41H253V42H254ZM231 42H232V41H231ZM237 42H239V41H236V43H237ZM261 42H262V41H261ZM25 43H26V42H25ZM224 43H225V42H224ZM254 43H255V42H254ZM262 43H264V42H262ZM29 45H30V43H29ZM32 45H34V44H32ZM95 45H96V44H95ZM95 45H94V46H95ZM87 46H89V45H87ZM90 46H92V47L95 49V47H94L93 45H90ZM90 46H89V47H90ZM257 47H258V46H257ZM262 47H263V46H262ZM26 48H27V47H26ZM37 48H38V47H37ZM120 48H121V47H120ZM260 48H261V45H260ZM34 49H35V48H34ZM39 49H40V48H39ZM124 49H125V47H124ZM124 49H123V50H124ZM126 49H127V48H126ZM28 50H29V49H28ZM32 50H33V49H32ZM260 50H261V49H260ZM262 51H263V50H262ZM25 52H26V51H25ZM27 52H29V51H27ZM32 52H33V51H32ZM42 52H43V51H42ZM89 52H90V51H89ZM115 52H116V51H115ZM124 52H125V51H124ZM128 52L130 53V56H131L132 52H131V51H128ZM90 53H93V51L90 52ZM118 53H119V51H118ZM25 54H26V56H25L24 59H28L29 57H27V53H25ZM28 54H31V52L28 53ZM105 54H106V53H105ZM125 54H126V53H125ZM86 55H87V54H86ZM112 55H114V54H112ZM121 55H122V54H121ZM123 55H124V54H123ZM142 55H143V54H142ZM23 56H24V55H22V56H20V57L23 58ZM37 56H38V54H37ZM39 56H40V53H39ZM46 56H47V55H45V57H46ZM84 56H85V54H84ZM87 56H88V55H87ZM89 56H90V55H89ZM89 56H88V58H89ZM115 56H116V54H115ZM124 56H125V55H124ZM124 56H122V58H121L120 55H118V57L120 58V59L118 58V60H120V63H122V66L126 68V63H128L129 61H127V62L125 63V65H124V63L121 62V59H123V60L125 61ZM128 56H129V55H128ZM128 56H127V57H128ZM20 57H19V58H20ZM43 57H44V56H43ZM43 57H42V59H41L42 61H43ZM92 57H93V55L90 56L91 59L89 58V60H92ZM139 57H140V59L142 58L141 56H139ZM143 57H144V56H143ZM31 58L34 59V57H33L32 54H31L30 59H31ZM93 58H94V57H93ZM125 58H126V57H125ZM20 59H21V58H20ZM30 59H29L28 61H32V60H30ZM114 59H115V62H118V61H116V57H114ZM128 59H130V57H128ZM128 59H127V60H128ZM138 59H139V58H138ZM21 60H22V59H21ZM38 60H40V58H39ZM44 60H45V65L47 66V64H46L47 61H46V59H44ZM49 60H50V59H49ZM95 60H96V59H95ZM150 60H151V59H150ZM35 61H36V60H35ZM50 61H51V60H50ZM105 61H106V60H104V62H105ZM141 61L144 63L145 60L141 59ZM141 61H140L139 64L142 63ZM22 62H24V61H22ZM32 62H33V61H32ZM32 62H30V63L32 64ZM51 62H52V61H51ZM97 62H98V61H96V63H95V61H94L95 64H97ZM145 62H146V61H145ZM35 63H36V62H35ZM49 63H50V62H48V64H49ZM82 63H83V62H81V65H82ZM106 63H107V61H106L104 64L106 65ZM120 63H119V66H117V67H120V69H121V68H123V67L120 66ZM135 63H136V62H135ZM135 63L133 64V67H135V68H136V66L139 67V64H136V65H135ZM143 63H142V64H143ZM27 64H29V63L27 62ZM51 64H52V63H51ZM87 64H88V65H87ZM87 64H86V63L84 64V67H83V68H84L85 70H86V68H88V69L91 68L90 71L92 72V68H96V67H95V64H94V66H92L90 63H87ZM89 64H90V65H89ZM116 64H118V63H116ZM128 64H129V63H128ZM40 65L43 66L44 64H40ZM55 65H56V64H55ZM105 65H104V66H105ZM107 65H108V64H107ZM107 65L105 66V68L107 67ZM112 65H113V64H112ZM112 65H110L109 68H110ZM134 65H135V66H134ZM145 65H146V63H145ZM7 66H8V67H9V66H10V67H14V66H11L10 64L7 65ZM26 66H27V65H26ZM32 66H33V64H32ZM36 66H37V65H36ZM46 66H44V68H47V67H48V66H47V67H46ZM50 66H51V65H50ZM87 66H88V67H87ZM90 66H91V67H90ZM96 66H97V65H96ZM104 66H103V67H104ZM115 66H116V65H115ZM140 66H142L141 68L143 69L144 66H143V65H140ZM148 66H149V65H148ZM8 67H7V68H8ZM51 67H52V66H51ZM53 67H54V66H53ZM77 67H78V66H77ZM112 67H113V66H112ZM133 67H132L131 65H130V66L128 65V69H131V68H133ZM149 67H150V66H149ZM18 68H19V67H18ZM30 68H31V67H30ZM39 68H40V66H39ZM44 68H43V69H44ZM48 68H50V67H48ZM169 68H170V69L172 68V69H171L172 71H173V70L176 71L175 69H176V68L178 69V66H177V67H170V66H169ZM173 68H175V69H173ZM12 69H13V68H12ZM27 69H28V68H27ZM34 69H37V68L35 67ZM43 69H42V70H43ZM50 69H51V68H50ZM103 69H104V68H103ZM106 69H107V68H106ZM116 69H117V68H116ZM120 69H118L119 71L117 70V71H118L117 74L120 72ZM142 69H141V70H142ZM182 69H183V68H182ZM9 70H10V69H9ZM37 70H39V69H37ZM40 70H41V68H40ZM40 70H39V71H40ZM46 70H47V69H46ZM51 70H55V69H51ZM81 70H82V69H81ZM85 70H82V72H83V73H86V72H84ZM94 70H95V69H93L92 74H94ZM123 70H124V69H123ZM137 70H138V69H137ZM180 70H181V69H180ZM13 71H14V70H13ZM57 71H58V70H57ZM57 71H55V73H57ZM60 71H61V70H60ZM60 71H58V73H59ZM90 71L87 70V72H90ZM104 71H105L104 73H106V70H105V69H104ZM114 71H115V70H114ZM172 71H171V72H172ZM9 72H10V73H9ZM11 72H12V71H8L9 74H12V73H13V72H12V73H11ZM16 72H17V71H16ZM43 72H44V71H43ZM129 72H131V71H128V74H129ZM132 72H134V71H132ZM132 72H131V74H132ZM135 72H137V71H135ZM143 72L146 73L145 69L143 70ZM168 72L170 73L169 75H171V78H169L170 81H169V80H167V82L165 81V85L168 84L169 82H171V84H172V83L175 82L176 80H178V82H179V77H178V79H177V78L174 79L175 81H171L172 78H174V75H176V73L173 74V72L171 73L170 70H168ZM168 72H167V69H166V73H167V74H166L165 72H164V73H165L166 75H168ZM182 72H184V71L182 70ZM17 73H19V72H17ZM17 73H16V74H17ZM51 73H53V72H51ZM51 73H50V74H51ZM73 73H74V72H73ZM83 73H82V74H83ZM104 73H103V75H105V77H106V74H104ZM122 73H124V71H122V72L119 73V74H122ZM138 73H139V71H138ZM145 73H142V72L140 71V74H142V75H141L142 77H144L143 74H145ZM36 74H37V73H36ZM36 74H35V75H36ZM60 74H61V73H60ZM92 74H91V75H92ZM111 74H112V73H111ZM113 74H114V73H113ZM119 74H118V75H119ZM128 74H127V75H128ZM131 74H130V76H131ZM180 74H181V73H180ZM180 74H179V72H178V75H180ZM184 74H185V72H184ZM184 74H182V77H183ZM0 75H1V74H0ZM7 75H8V74H7ZM13 75H14V74H13ZM35 75H34V76H35ZM39 75H40V73H39ZM39 75H38V77H39ZM42 75H43V74H42ZM42 75H40V77H43V78H41V79L43 80V79H44V75H43V76H42ZM71 75H72V74H71ZM74 75H75V74H74ZM76 75H78V74H76ZM86 75H87V73L85 74V76H86ZM98 75H101V74H98ZM103 75H102L101 78H103ZM115 75H116V74H115ZM189 75H190V74H189ZM189 75L187 76V79H190L191 75H190V77H189ZM8 76H9V75H8ZM15 76H18V75H14V77H15ZM47 76H48V75H47ZM52 76H54V74H52L50 77H52ZM82 76H83L85 79H86L88 76L85 77L84 75H81V79H82L83 82H84V79H83ZM108 76H109V75H108ZM124 76H125V75H124ZM136 76L138 77V75L135 74V76H134V77L131 76V78L133 77L134 80H135V77H136ZM139 76H140V75H139ZM11 77H12V76H10V78H11ZM23 77H24V76H23ZM23 77H22V78H23ZM54 77H55V76H54ZM54 77H53V78H54ZM90 77H92V76H90ZM90 77H88V78H90ZM98 77H99V78H98ZM111 77H112V75H111ZM111 77L109 76L108 81H111L110 79L114 78V77H112V78H111ZM120 77H123V76H119L118 78L121 79V80H120L121 85L125 86V89H126V86H127V87H128L127 90H128L129 87H130V89H132L133 92H134V89H135V88L133 89V87H134L133 84H135V87H136V88L138 87V88H137L138 90L142 88V84L140 85L141 88L138 86V85L140 84V81H142V80H141L142 77H140L141 79L137 78V79L140 80L138 84H137V83H133L129 78L122 79V78H120ZM128 77H129V76H128ZM166 77H167V76H165V78H166ZM180 77H181V75H180ZM182 77H181V78H182ZM184 77H186V76L184 75ZM227 77H228V75H227ZM231 77H232V76H231ZM10 78H9V79H10ZM70 78H71V77H70ZM73 78H74V77H73ZM75 78H76V77H75ZM92 78H95V75H94V77H92ZM107 78H108V77L104 78V80L107 79ZM192 78H193V77H192ZM234 78H235V77H234ZM237 78H238V77H237ZM245 78H246V77H245ZM45 79H46V77H45ZM45 79H44V80H45ZM61 79H63V78H61ZM96 79H97V80L100 79V76H96ZM187 79L185 78L184 80H187ZM223 79H224V78H223ZM0 80H1V79H0ZM20 80H21V79H20ZM36 80H37V79H36ZM42 80H41V82L44 81V80H43V81H42ZM67 80H68V79H67ZM70 80H71V79H70ZM90 80H91V79H90ZM100 80H101V79H100ZM104 80H101L102 83H103ZM112 80H113V79H112ZM162 80H163V78H162ZM192 80H193V79H191V81H192ZM230 80H231V79H230ZM232 80H233V78H232ZM12 81H13V80H12ZM16 81H17V77H16V79L13 81V82L15 83L14 86L17 84ZM59 81H60V80H59ZM87 81H88V80H87ZM87 81L85 80V82H87ZM92 81H93V80H92ZM105 81H106V80H105ZM108 81H107V83H108ZM115 81H118V82H119L118 79H117V80L114 79V82H115ZM135 81H136V80H135ZM135 81H134V82H135ZM191 81H189V82H191ZM214 81H215V80H214ZM224 81H225V80H224ZM227 81H229V79H228V80L226 79V82H227ZM233 81H235V80H233ZM233 81L231 82V86H229L228 88L231 87V88L233 89V86H232V85L235 86V83L233 84ZM243 81H244V78H243ZM245 81H246V80H245ZM252 81H253V80H252ZM22 82H23V81H22ZM37 82H38V80H37ZM83 82H82V84H83ZM89 82H90V81H89ZM89 82H88V84H89ZM114 82H113V83L110 82L111 84H114V86L111 85V87H113V88H115V86H116V85H115L116 83H114ZM118 82H117V84H118ZM136 82H138V81H136ZM161 82H162V81H161ZM176 82H177V81H176ZM178 82H177V83H178ZM180 82H183V81H180ZM180 82H179V83H180ZM184 82H185V81H184ZM189 82H188V84H190ZM211 82H212V81H211ZM211 82H209V83L206 82V83H207V84H206V88H207V85H208V84L211 85ZM238 82H239V81H238ZM254 82H255V81H254ZM18 83H19V82H18ZM24 83H25V82H24ZM24 83H23V84H24ZM93 83H95V82L93 81ZM107 83H106V84H107ZM130 83H133V84H132V85H133L132 88H131L132 85H129ZM204 83H205V82H204ZM227 83H228V82H227ZM245 83H246V82H245ZM255 83H258V82H255ZM0 84H1V83H0ZM11 84H12V83H11ZM38 84H40V79H39V83H38ZM41 84H42V83H41ZM75 84H76V83H75ZM82 84H81V85H82ZM84 84L87 85V83H84ZM84 84H83V85H84ZM108 84H109V83H108ZM119 84H120V83H119ZM182 84H183V83H182ZM188 84H186V86H187ZM212 84H215V85H216V83H214V82H213ZM229 84H230V83H229ZM258 84H259V83H258ZM58 85H59V84H58ZM64 85H65V84H64ZM98 85H99V84H98ZM98 85H97V86H98ZM143 85L146 86V84H143ZM168 85H170V84H168ZM174 85H175V84H174ZM202 85H203V84H202ZM204 85H205V84H204ZM210 85H209V86H210ZM215 85H211V86L214 87ZM226 85H227V84H226ZM242 85H243V84H242ZM245 85H246V84H245ZM247 85H248V83H247ZM255 85H256V84H255ZM255 85H254V87H255ZM2 86H3V85L1 84V87H2ZM14 86H13V87H14ZM16 86H17V85H16ZM18 86H19V85H18ZM18 86H17V88H19ZM24 86L26 87V85H24ZM38 86H39V85H38ZM41 86H43V85H41ZM79 86H80V85H79ZM104 86L106 87V85H104ZM104 86L101 85L102 89L100 88V85L98 86L99 88H97V87H96V88H97L99 91H100V89L102 90L100 93H99V92H98V93L100 94V96H101V98H102V99H101V103H104V102H105L104 105L107 107L108 104L106 105V103H107L108 101L110 102V100H113V98H112L111 96L109 97V95H107L108 93H106L105 90L103 89ZM117 86H118V85H117ZM236 86L238 87L239 85H236ZM243 86H244V85H243ZM256 86H257V85H256ZM1 87H0V89H1ZM21 87H22V88H20V89L22 90V89H23V86L21 85ZM62 87H63V86H62ZM105 87H104V88H105ZM108 87H109V86H107V88H108ZM174 87H178V86L175 85V86H172V88H171V89H172V91H171V92H172L171 96L173 95V97H174V94H173L174 92H173V91H176L175 89H173ZM184 87H185V86H184ZM204 87H205V86H204ZM212 87H211V88H212ZM215 87H217V86H215ZM218 87H220V86H218ZM248 87H249V86H248ZM14 88H15V92L17 93V95L21 93V91H19V89H16V87H14ZM41 88H42V87H41ZM43 88H44V86H43ZM43 88H42V89H43ZM48 88H51V87H48ZM64 88H65V87H64ZM72 88H73V87H72ZM90 88H91V87H90ZM118 88H119V87H118ZM121 88H122L121 91H123V90H124V87H121ZM143 88H145V89L147 90V87H143ZM143 88H142V89H143ZM164 88L167 89V93H168L167 95H169V94H170V92H169L170 89L166 88L165 86H164ZM179 88H180V89H177V88H176V89H177L178 91H181V89H183V88H181L180 86H179ZM192 88H193V87H192ZM192 88H190V89H191V93L194 92V91L192 90ZM206 88H205V89H206ZM208 88H209V87H208ZM208 88H207L206 90H208ZM239 88H241V86H240ZM251 88H253V87L251 86ZM251 88L249 87V89H251ZM263 88H264V87H263ZM36 89H37V88H36ZM42 89H41V90H42ZM93 89H94V88H93ZM93 89L91 88V90H90L89 92H91ZM105 89H106V88H105ZM115 89H116V88H115ZM130 89L127 91L128 96H130V95H129V93H130ZM137 89H136V90H137ZM142 89H141V90H142ZM190 89L188 88L186 91H188V90H190ZM193 89H194V88H193ZM205 89H204V90H205ZM223 89H224V88H223ZM249 89H248V90H249ZM17 90H18L19 92H17ZM27 90H28V89H27ZM43 90H44V89H43ZM46 90H47V89H46ZM117 90H118V89H117ZM136 90H135V91H136ZM194 90H195V89H194ZM201 90H202V89H201ZM210 90H211V89L209 88V91H210ZM230 90H231V89H230ZM13 91H14V90H13ZM80 91H81V90H80ZM94 91H95V90H94ZM103 91H104L105 93H104ZM121 91H120V92H121ZM143 91H144V89H143ZM192 91H193V92H192ZM212 91H214V88L211 90V93H212ZM215 91H216V93H217V91H218V94H219V95L222 93L221 90H220L221 93L219 92V90H216V89H215ZM231 91H232V90H231ZM235 91H237V90H235ZM0 92H2V90H1ZM11 92H12V91H11ZM23 92H24V94H23L24 99H23V98H22V99H23V100H27L26 97L28 98V97H29V96H28L29 94H28V95L25 94V93H26L25 90H22V93H23ZM39 92H40V91H39ZM47 92H48V91H47ZM49 92H50V91H49ZM136 92H137V91H136ZM242 92H243L242 94L245 93L243 90H242ZM255 92H256V91H254V94H255ZM16 93H15V94H16ZM22 93H21V94H22ZM28 93H29V92H28ZM37 93H38V92H37ZM45 93H46V92H45ZM45 93L43 92V93H41V94H45ZM125 93H126V91H125ZM134 93H135V92H134ZM138 93H139V92H138ZM140 93H141V92H140ZM177 93H179V92H177ZM188 93H190V92H188ZM216 93H215V94H216ZM240 93H241V92H240ZM240 93H239V91H238L237 93H235V94H233V95L236 96V95H239ZM252 93H253V92H252ZM12 94H14V93L12 92ZM12 94H11V98H12ZM35 94H36V93H35ZM47 94H48V93H47ZM50 94H51V93H50ZM50 94H49V95H50ZM68 94H69V92H68ZM71 94H73V93H71ZM71 94H69V95H71ZM91 94H93V91H92ZM122 94H123V93H122ZM122 94H121V95H122ZM130 94H132V91H131ZM141 94H143V93H141ZM161 94H162V93H161ZM175 94H176V92H175ZM218 94H217V96H219ZM226 94H227V93H226ZM246 94H247V93H245L244 96H245ZM258 94H259V93H258ZM26 95H27V96H26ZM66 95H67V94H66ZM102 95H103V96H102ZM105 95H106V97H109L110 100H109V99H105ZM125 95H126V94H125ZM143 95H144V94H143ZM163 95L165 96V95H166V92H165V94H163ZM167 95L165 96L166 98L168 97ZM176 95L179 96L178 94H176ZM180 95H181L183 98H184V96L186 97V95L181 94V92H180ZM191 95H192V94H191ZM191 95H189V96L191 97ZM204 95L207 96V97H208V95H210V96H209L210 98H211V96H214L213 94L211 95V94H209V93H208L207 95L204 93ZM223 95H224V93H223ZM230 95H231V94H230ZM2 96H4V95H2ZM13 96H14V95H13ZM18 96H20V95H18ZM41 96H42V95H41ZM41 96H40V98H43V97H44V95H43L42 97H41ZM46 96H47V95H46ZM67 96H68V95H67ZM92 96H93V95H92ZM117 96H118L117 98H121V97H119V95H117ZM171 96H170V97H171ZM177 96H176V97H177ZM217 96H216V97H217ZM224 96H225V98L227 97L226 95H224ZM224 96H223V98H224ZM239 96H240V98H241V95H239ZM249 96H250V97H249ZM7 97H8V96H7ZM14 97H15V96H14ZM61 97H62V96H61ZM173 97H172V98H173ZM176 97H175V98H176ZM182 97H179V99H178V98H176V99L181 100ZM190 97H188V98H190ZM193 97H194V96H193ZM200 97H201V96H200ZM209 97H208V99H209ZM230 97H231V96H230ZM29 98H30V97H29ZM51 98H52V97H51ZM63 98H64V97H63ZM65 98H66V96H65ZM117 98L115 97L116 101H117ZM124 98H125V97H124ZM124 98H123V99L121 98L122 100L119 99L118 101H123ZM161 98L164 99V97H161ZM168 98H169V97H168ZM175 98H174V99H175ZM186 98H187V97H186ZM203 98H204V97H203ZM217 98H218V97H217ZM220 98H221V97H220ZM220 98H218V99H220ZM223 98H222V99H223ZM228 98H229V97H228ZM232 98H233V97H232ZM242 98H243L244 101L246 100V99H244V97H242ZM247 98H252V96H251V95H247ZM258 98H259V97H258ZM262 98H263V97H261L260 99H262ZM1 99L8 100V99L5 98V96H4V98H3V97H1V95H0V100H1ZM44 99H45V98H44ZM67 99H68V97H67ZM73 99H74V95H73ZM103 99L107 100V102H106L105 100L102 102ZM176 99H175V100H176ZM184 99H185V98H184ZM191 99H193V98H191ZM197 99H198V98H197ZM208 99H207V100H208ZM218 99H217V100H218ZM230 99H231V98H230ZM235 99H236V97H235ZM254 99H257V98H254ZM5 100H4V101L1 100L0 102H4L3 104H5V103H6ZM14 100L16 101L15 98H14ZM52 100H53V99H51V101H52ZM77 100H78V99H77ZM128 100H129V99H128ZM133 100H134V99H133ZM167 100H168V99H164L165 102H167ZM169 100H170V99H169ZM182 100H183V99H182ZM182 100H181V102H182ZM193 100H194V99H193ZM203 100H206V99L204 98ZM232 100H233V99H232ZM236 100H237V99H236ZM15 101H14V103H16L15 105H16L17 107H18L19 104L22 102V101H19V99H18V102H15ZM49 101H50V100H49ZM94 101H95V100H94ZM118 101H117V103L119 104ZM125 101H126V100H124L123 102L126 104ZM161 101H162V100H161ZM173 101H174V100H173ZM208 101H209V100H208ZM211 101H212V99H211ZM239 101H240V99H239ZM239 101L237 100V102H239ZM262 101L264 102V100H262ZM24 102H25V101H23V103H24ZM29 102H30V101H29ZM42 102H43V101H42ZM52 102H53V101H52ZM52 102H51V103H52ZM128 102H129V101H128ZM133 102H134V101H133ZM141 102H142V101H141ZM141 102H140V105H141ZM169 102H170V101H169ZM171 102H172V101H171ZM181 102H180V103H181ZM184 102H186V100H185ZM214 102L216 103L215 100H214ZM228 102H229V101H228ZM233 102H234V101H233ZM248 102H249V101H247V103H248ZM14 103H13V104H14ZM17 103H19V104H17ZM45 103H46V102H45ZM96 103H97V101H95L94 104H96ZM129 103H130V102H129ZM134 103H135V102H134ZM161 103H162V102H161ZM180 103H179V104H180ZM192 103H193V102H192ZM219 103H220V104L217 105V106H219V110H218L219 113L217 114V111H215L214 113H216L217 115L215 114L214 117L211 116L210 124L212 125V127H211L212 129L210 128L209 130H212V133H211V132H210V133H207L208 130L205 128V129L207 130V132H206V133H207V139H205V140L208 141L209 138H210V140H211L212 138H214V137H213L214 134H217V135H220V137H221V135H222V137H224V138L226 139V142L224 141L225 139L221 138V140H219L220 143H218V146L215 147L213 150H211L210 155L212 154L213 156H212V162H209V163L212 164L211 168L209 167V168H210L209 171H208L209 173L206 171L207 169H206V170L204 169L205 167L202 168V170H203L204 172L206 171L205 175H206V174H207V176L209 175V176H208V180H209L210 177H211V179H212V181L210 182V183H211L210 190H211V193H213V194L215 195L216 200L218 201L217 208H216V206H215V208H216V210H215L216 213L214 214V216H213V215H210V214L208 215L207 212H204V208H205V207H203L202 205H201V206H200V205H197L196 207H197V208H201V209H200V210L202 211L201 214H203V220H202V222L199 224L198 222H195L194 220H193V222H195V223H192L191 221H190V222L187 221V227H183V226H185L186 222L184 221L183 218H181V215H179V217H180L181 219H183V220H179V219H177V218H178V217H177V218H173L176 222L174 221V223H170L172 217L170 218V221L168 220L169 218H167V219L162 218V214H165L167 217H170L169 214L172 213V212H171V213L169 212L170 209L168 208L169 210H168V209H166V210L164 209V210H163V208H162L163 211H161V208H159L157 211H158L159 214H161V215H160L159 221L156 222V223H157V224H156V227H157V230H158V231H164V232L166 231V232H165V233H166V234H165V237H164L163 241L160 242V245H159V248H160V249H159V252H160V253H163L164 255H166V256L163 258L164 260H162V261L160 262L161 264H192V263H193V260H194L195 263L197 264V262H199V263H201V262L198 261V260H197V262H196V258H199V257H202V258H203V256H207V255H209L208 258H209V257L211 258V257H214V256H215L217 259H219V258H218V255H219V254L216 256V253L222 252L221 249H220V246L217 247V245H219V244H217L216 246H212V242H211V241L213 240V243L216 242V241H215L214 239H212V238H213L214 236L216 237V235H214V233L217 231L218 226H220L219 224H221V223L218 224L217 222H218L219 219L223 218V217H222V212H221V211L224 210V209L226 208L225 205H226V202H227V198L229 197L228 194H230L231 192H233V191L231 190L230 193H228V190H227L228 187H229L230 189H234V188H235V192H236L237 188L239 189V187H233V186H232V188H231L230 186H228V185H230V184H226V183H228V182H227V177H226V176H227V175H226V172H227L228 169H226V168H228V167H227L228 165H232V164L235 163V161H236V159H237L236 156H237L238 152H239L240 149H241L240 146L238 147L239 144H238V145L236 144V143H237L236 138L238 139V138H239V135H240V140L245 139L246 137L241 138V134H238V133H241V132L243 133V132H244V131H243L244 129H239V128H238L239 126H236V125H235V124H236V123H235V121H236L235 119H238V118H235V116H234V117H231V116H232L231 114H233V113H231V112H233V110H232L231 112H229L228 115L230 114V116H229L230 120H231L232 118H234V120H235L234 123H235V124H232V123H231L232 125H231L230 123H229V125L227 124V121L230 122V120H225L227 117L225 118V116H223L224 112H223V114H222L221 111H224V110L226 111V108H227L228 106H227V107L225 106L226 104H224V99H223V102H219ZM243 103H245V102H242V104H243ZM249 103H251V101H250ZM252 103H256V102L253 101ZM26 104H27V103H26ZM28 104H29V103H28ZM47 104H48V103H47ZM49 104H50V103H49ZM69 104H70V103H68V106L66 107L67 109L70 107ZM71 104H72V103H71ZM76 104H77V103H76ZM109 104L117 106V104H115V103L112 104V103L110 102ZM122 104H123V103H122ZM122 104H121V102H120V105H122ZM170 104H172V103H170ZM170 104H169V105H170ZM209 104H210V101H209ZM228 104H229V103H228ZM230 104H232L231 101H230ZM238 104H239V103H238ZM257 104H258V103H257ZM257 104H255V106H256ZM15 105H13V106H15ZM23 105H24V104H23ZM45 105H46V104H44V106H45ZM51 105L53 106V104H51ZM54 105H55V104H54ZM104 105H102V106H104ZM111 105H108V106L111 107ZM120 105H118V106H120ZM123 105H124V104H123ZM137 105H138V101H137ZM137 105H135V106H133V107L136 108ZM158 105H159V103H158ZM182 105H183V103H182ZM207 105H208V104H207ZM210 105H211V104H210ZM213 105H214V107H215V104H213ZM233 105H235V103H233ZM243 105H244V104H243ZM245 105H246V104H245ZM258 105H259V108H260V107H261V108L263 107V104L261 105V104L259 103ZM258 105H257V106H258ZM29 106H30V105H29ZM55 106H56V105H55ZM166 106H167V105H166ZM183 106H185V105H183ZM217 106H216V107H217ZM246 106H248V105H246ZM251 106L253 107L252 104H251ZM251 106H248V107L252 109ZM257 106H256V108H257ZM8 107H9V106H8ZM21 107H22V106H20V109H21L22 111H23V109L25 110V108H28V107H26L25 105L23 106V108H21ZM62 107H63V104H62ZM64 107H65V106H64ZM99 107H100V106H99ZM110 107H109V108H110ZM113 107H114V106H113ZM120 107H122V106H120ZM140 107H141V106H140ZM185 107L187 108V105H186ZM192 107H193V106H192ZM214 107H213V108H214ZM232 107H233V106H232ZM14 108H15V107H14ZM14 108H13V111L16 112V109L14 110ZM49 108H50V107H49ZM54 108H55V107H54ZM79 108H80V107H79ZM87 108H88V107H87ZM95 108H98V107H95ZM95 108H94V109H95ZM109 108H107V109H109ZM160 108H161V107L158 106V109H159V110H160ZM162 108H163V107H162ZM186 108H185V110H186ZM199 108H200V107H199ZM201 108H202V107H201ZM211 108H212V106H211ZM228 108H229V107H228ZM244 108H245V107H244ZM6 109L8 110V108H6ZM17 109H19V107H18ZM43 109H44V108H43ZM60 109H61V108H60ZM63 109H64V108H63ZM67 109H66V111H65V109H64V110H60V111H65L64 113H66V112H67ZM69 109H70V108H69ZM69 109H68V112H70ZM102 109L105 110L104 107H103ZM102 109H99V110H102ZM111 109H112V107H111ZM131 109H132V108H131ZM165 109H166V108H165ZM169 109H171V108H169ZM245 109H247V108H245ZM253 109H254L255 111H254V110H253V111H252V110H248V112H249V111H252V112L255 114L256 109H255V108H253ZM263 109H264V108L261 109L262 112H264ZM7 110H6V112L8 113ZM47 110H48V109H47V107H46V110H45V111H47ZM49 110H50V109H49ZM51 110H52V108H51ZM51 110H50V111H51ZM81 110H82V107H81ZM96 110H97V109H96ZM103 110L100 111V112H101V115H102V116H101V117H102V118H101L102 120H104V118H103V115H104V114H105V115L109 114V113H107V114L104 113ZM118 110H119V109H118ZM118 110L116 111V114H117ZM175 110H176V109H175ZM202 110H203V109H202ZM207 110H208V109H207ZM209 110H210V109H209ZM236 110H238V108H237ZM4 111H5V110H3L2 112H4ZM11 111H12V110H11ZM17 111H18V110H17ZM82 111H83V110H82ZM82 111H80V112L83 113ZM92 111H93V109H92ZM105 111H106V110H105ZM107 111H108V110H107ZM129 111H130V109H129ZM140 111H141V110H140ZM172 111H173V110L171 109L170 112H172ZM177 111H178V109H177ZM181 111H182V109H181ZM210 111H212V109H211ZM210 111H209L208 113H210ZM228 111H229V110H228ZM242 111H243V110H242ZM244 111H245V110H244ZM257 111H260V109L257 110ZM261 111H260V112H261ZM2 112H1V113H2ZM28 112H29V110L27 111V113H26V112L24 113V114H26L25 116L28 115L29 118H30V115H31V117H32V113L28 114ZM30 112H31V110H30ZM39 112H40V111H39ZM47 112H48V111H47ZM68 112H67V115H66V116H68V114H70V113H68ZM94 112H96V111H94ZM113 112H114V111H112V113H113ZM120 112L122 113V109H121V108H120V111H119V114L121 115ZM134 112H135V111H134ZM167 112H168V111H166V115H167ZM170 112H168V113L170 114ZM174 112H176V111H174ZM174 112H172L170 116H172ZM179 112H180V111H179ZM212 112H213V111H212ZM234 112H236V111H234ZM260 112H256V113H259V114H260V115H259V118H263ZM43 113L46 114V112H43ZM53 113H54V112H53ZM103 113H104V114H103ZM114 113H115V112H114ZM135 113H136V112H135ZM182 113H184V112L182 111ZM246 113H247V112H246ZM249 113H250V115L252 114L251 112H249ZM2 114H3V113H2ZM59 114H60V113H59ZM99 114H100V113H99ZM99 114H98V115H99ZM119 114H117V115H118V117L120 118L121 116H119ZM123 114H125V112L122 113V116H125V115H126V114H125V115H123ZM169 114H168V115H169ZM176 114H177V113H176ZM225 114H227V112H226ZM243 114H244V116H245V113H244V112H243ZM254 114H252V115H254ZM33 115H34V114H33ZM53 115H54V114H53ZM81 115H82V114H81ZM94 115H97V113H94ZM98 115L96 116V119H97V118L99 119ZM109 115H110V114H109ZM114 115H115V114H114ZM255 115H257V114H255ZM8 116H9V114H8ZM21 116H23V114H22ZM28 116H27V117H28ZM60 116H61V115H60ZM66 116L64 117V120H66ZM110 116H111V115H110ZM112 116H113V115H112ZM115 116H116V115H115ZM115 116H114V117H115ZM129 116H131V114H130ZM133 116H134V114H133ZM137 116H138V115H135L134 117L137 118ZM174 116H176V115H174ZM241 116H242V115H241ZM248 116H249V115H248ZM260 116H261V117H260ZM263 116H264V115H263ZM0 117H1V115H0ZM12 117H13V115H12ZM48 117H49V112H48ZM78 117H80V116L78 115L77 118H78ZM108 117H109V116H108ZM114 117H113V118H114ZM118 117L116 116V118H118ZM134 117H131V118L134 119V121L136 122V120H135L136 118H134ZM138 117H139V116H138ZM168 117H169V116H168ZM178 117H179V116H178ZM257 117H258V115H257ZM2 118H5V119H6L7 116H3ZM22 118H23V117H21L20 119H22ZM29 118H27V121H28ZM55 118H56V116H55ZM81 118H82V116H81ZM109 118H111V117H109ZM122 118H123V117H122ZM175 118H176V117H175ZM252 118H253V116H252ZM252 118H251V119H252ZM254 118H255V120H256V117H254ZM7 119L9 120V117H8ZM36 119H37V118H36ZM60 119H62V118L60 117ZM79 119H80V118H79ZM98 119H97L96 121L99 123V127L102 126V127H100V129H101V128L103 129L104 127H106V125L103 126V125H102V122H101V121H98ZM132 119H130V120H132ZM137 119H138V118H137ZM163 119H164V118H163ZM242 119H243L244 121H246V120H245V117L242 118ZM251 119H248V120L250 121V122L248 123V126H247V123H245L247 127H249V124L251 123ZM23 120H24V118H23ZM39 120H40V119H39ZM47 120H48V119H47ZM80 120H81V119H80ZM80 120H79V121H80ZM82 120L84 121V119H82ZM99 120H100V119H99ZM108 120H109V119H108ZM111 120H112V119H111ZM111 120H109V122H110ZM113 120H114V119H113ZM113 120H112V121H113ZM119 120L121 121L122 119H118V120H117V123H116V121L114 120V123H116V125H112L111 128H112V127H115V129H117V130L120 131V129L116 128V127H118L117 124H118V121H119ZM139 120H140V118H139ZM243 120H242L243 123L241 122L242 124L239 122V120L237 121V123H238V122L240 123V124L238 123V125H241V127H244V121H243ZM258 120L261 121V119H258ZM263 120H264V119H262V121H263ZM17 121H18V120H17ZM27 121H26V122H27ZM58 121H59V120H58ZM79 121H78V122H79ZM96 121H95V122H96ZM104 121H105V120H104ZM104 121H103V122H104ZM122 121H123V120H122ZM132 121H133V120H132ZM132 121H131V122H132ZM134 121H133V122H134ZM158 121H159V122H158ZM158 121H157V123H159V124L162 123V122H160L161 120H160L159 118H158ZM164 121H165V120H164ZM173 121H175V119L172 120V121H169V122H171V126L168 125L169 128L172 129V130H174V128H175V130L173 131L172 135L169 137V134L166 133V132H168V130L170 131V129H168L167 131H163V133H162V134H166L165 136H167V134H168V137H167L168 140L166 139L167 142H166L165 144H163V145L167 146V149H168V152H169V154H168V153H166V154L170 155V158L168 157L169 159H168V158H167V159H168V160H171V158H172L171 161H176V162H174L175 164L178 163L177 166H176V165H175V167L173 166V169L175 168L174 170L177 169L176 172H177V171L180 172V173H177L178 175H179V174H184V175H186V176L189 175L190 177H193V179H195L194 182H192V183H193V187H194V188H192V189H193V191H194V197H195V198H194V203H196V202H201V201H202L201 198H203V199L205 198V200H207V199H206V196H205V197H204V196L202 197V195H204V194H206V193H205V192L203 193L204 190H203V188H202V186H201V181L207 180V179H204V178H206L207 176L204 177V176H205V175H204V176H203L204 178L201 179V178H199L198 176H196V174H194V173H195V170H196V167H197V162L200 161V160L197 159V156H196L195 154L190 153V154H189L190 156H189L188 154H186V151H187V149H188V148L186 149V145H188V144H186V143H187V142H186V143H184V144H185V145H184V144L182 143V142H183V141H182L183 138L181 139L182 136H181V137L178 136V134H177V132H176V129H178L177 131H179V128L181 127V125H179V126H180V127H179L178 124H177V126H178V128H177V126H175V124L172 123ZM240 121H241V120H240ZM4 122H5V121H4ZM50 122H51V121H50ZM60 122H61V120H60ZM60 122H59V124H60ZM69 122H71V121L69 120ZM100 122H101V123H100ZM106 122H107V121H106ZM124 122H126L125 119H124ZM231 122H232V121H231ZM252 122H253V121H252ZM255 122H256V121H255ZM34 123H35V122H34ZM47 123H48V122H47ZM80 123H81V122H80ZM114 123H113V124H114ZM167 123H168V120H167ZM167 123H166V125H167ZM261 123H262V122H261ZM1 124H2V123H1ZM6 124H7V123H6ZM6 124H5V125H6ZM12 124H14V123L12 122ZM21 124H22V123H18L17 126L20 125L22 128H24V130H27V133L31 132V131L28 132V130H31V129L26 128V127H28V126L23 127ZM54 124H55V123H54ZM54 124H53V125H54ZM65 124H66V123H65ZM78 124H79V123H78ZM96 124H97V123H96ZM104 124H107V123H104ZM126 124H127V125H126ZM126 124H123V125L121 126V127H123V126H125V125L127 126V129L125 128V133H126L127 130L129 129V126H128L129 123H126ZM140 124H141V123H140ZM172 124H173V125H172ZM256 124H258V123H257V122L254 123V124L251 123V125H252L253 128H254L255 126L257 127ZM49 125L51 126V124H49ZM49 125H48V126H49ZM81 125H82V124H80V125H78V126L80 127ZM119 125H120V124H119ZM132 125H133V124H132ZM160 125H162V124H160ZM164 125H165V124H164ZM233 125H235V126H233ZM242 125H243V126H242ZM259 125H260V122H259L258 126H259ZM12 126H13V125H12ZM31 126H32V125H31ZM34 126H35V125H34ZM40 126H41V124H40ZM66 126H67V125H65V128H66ZM89 126H90V125H89ZM133 126H134V125H133ZM136 126H137V124H136ZM136 126H135L134 128H133V127H132V128L136 130V129L138 128V127H136ZM138 126H139V124H138ZM182 126H183V128H184V124H183ZM260 126H261V125H260ZM43 127H44V126H43ZM52 127H53V126H52ZM55 127H56V126H55ZM93 127H94V126H93ZM96 127H97V126H96ZM96 127L93 128V129H94V130H93L94 133H92L93 135H94V134L97 135V134L99 133V132H95V129H97ZM121 127H120V128H121ZM161 127H163V125H162ZM187 127H188V126H187ZM206 127H207V125H206ZM262 127L264 128L263 125L261 126V128H262ZM7 128H8V127H7ZM22 128H21V129H22ZM25 128H26V129H25ZM31 128H32V127H31ZM45 128H46V127H45ZM49 128H50V127H49ZM63 128H64V123H63ZM81 128H82V127H81ZM81 128H80V129H81ZM123 128H124V127H123ZM163 128H164V127H163ZM181 128H182V127H181ZM181 128H180V133H181ZM188 128H189V127H188ZM188 128H187V131L189 130ZM235 128H237V129H235ZM250 128H251V127H250ZM12 129H13V128H12ZM19 129H20V128H19ZM39 129H40V127H39ZM46 129H47V128H46ZM102 129H101V131H102ZM108 129H109V128H108ZM108 129H107V130H108ZM166 129H167V127H166ZM166 129H164V130H166ZM248 129H249V128H248ZM254 129H255V128H254ZM254 129H252V131H254L253 133H256V134H255L256 136H257V133H258V138H259V136H260L261 134H262V135L264 134V133H263V132H264V129L262 130V132L259 130V128H258L257 130H254ZM9 130H10V129H9ZM33 130H34V129H32V132H33ZM35 130H36V129H35ZM47 130H48V129H47ZM56 130H57V128H56ZM103 130H105V129H103ZM129 130H130V129H129ZM129 130H128V131H129ZM135 130H134V131H135ZM159 130H160V129H159ZM184 130H185V129H184ZM184 130H183V131H184ZM206 130H205V131H206ZM235 130H236V131H235ZM239 130H240V131H239ZM258 130H259V131H258ZM1 131H2V130H1ZM79 131H80V130H79ZM98 131H99V129H98ZM101 131H100V133H101ZM108 131H109V130H108ZM115 131H116V130H115ZM238 131H239V132H238ZM245 131H246V130H245ZM249 131H250V130H249ZM249 131H247V132L249 133ZM252 131H251V133H252ZM255 131H258V132H255ZM4 132H5V131H4ZM51 132H52V131H51ZM57 132H58V131H57ZM102 132L104 133V131H102ZM111 132L114 133V129H113V131L111 130ZM111 132H109V133L112 135ZM164 132H165V133H164ZM185 132H186V131H184V133H185ZM191 132H193V131H191ZM14 133H15V132H14ZM19 133H20V132H19ZM27 133H26V134H27ZM34 133H35V131H34ZM34 133H33V134H34ZM54 133H55V132H54ZM58 133L60 134L61 132H58ZM58 133H57V134H58ZM127 133H129V132H127ZM132 133H133V131H132ZM155 133H156V132H155ZM159 133H160V131H159ZM187 133H189V131H188ZM248 133H247V138L250 140V138H252V137H249V135H250L251 133H250L249 135H248ZM253 133H252L251 136L256 137L255 135H253ZM0 134H1V133H0ZM2 134H3V133H2ZM2 134H1V135H2ZM11 134H12V133H11ZM52 134H53V133H52ZM63 134H65V133H63ZM76 134L78 135V133H76ZM92 134H91V135H92ZM105 134H107V133H105ZM105 134H104V135H105ZM130 134H131V133H130ZM190 134H191V133H190ZM244 134H246V133L244 132L243 135H244ZM60 135H61V134H60ZM66 135H67V134H66ZM66 135H65V136H66ZM84 135H85V134H84ZM84 135H83V136H84ZM93 135H92V137L95 138L96 136H93ZM100 135H101V134H100ZM114 135H115V134H114ZM114 135H113V136H114ZM117 135H118V139H119V137L124 138L122 135L119 136L120 134H118V133H117ZM117 135H116V136H117ZM155 135H156V134H155ZM160 135H161V134H158V136H160ZM186 135H187V134H186ZM26 136H27V135H24V138H25ZM29 136H30V137H33V136H31L30 133H29ZM47 136H48V135H47ZM57 136H58V135H57ZM65 136H64V137H65ZM68 136H70V135L68 134ZM89 136H90V135H89ZM97 136H98V135H97ZM101 136L103 137V135H101ZM107 136H108V135H107ZM109 136H110V135H109ZM127 136H129V135L127 134ZM189 136H190V135H189ZM189 136H188V137H189ZM2 137H3V136H2ZM10 137H11V136H10ZM14 137H15V136H14ZM30 137H28V138H30ZM45 137H46V136H45ZM45 137H44V138H45ZM50 137H51V138H52V137L54 138L53 135L50 136ZM61 137H62V136H61ZM77 137H78V136H77ZM77 137H76V138H77ZM92 137H91V140H93ZM102 137H100V138L102 139ZM184 137H185V136H184ZM188 137H187V138H188ZM3 138H4V137H3ZM21 138H23V137H21ZM28 138H27V140H28ZM51 138H50V139H51ZM85 138H86V137H85ZM89 138H90V137H88V138H86V139L88 140ZM104 138H105V140H107V139L110 140V137L107 138V139H106V137H104ZM113 138H116V137H113ZM165 138H166V137H165ZM201 138H202V137H201ZM247 138H246V139H247ZM256 138H257V137H256ZM9 139H10V138H9ZM19 139H20V138H19ZM33 139H34V137H33ZM56 139H58V138L56 137ZM59 139H60V137H59ZM61 139H62V138H61ZM65 139H66V138H65ZM70 139H71V138L69 137L67 140H70ZM189 139H190V137H189ZM214 139H215V138H214ZM222 139H223V141H224L226 144L229 143V142L231 141V146H230V147H232V149H231L230 147H228V145H226V144H224L223 142H221ZM248 139H247V140H248ZM4 140H6V138H5ZM4 140H3L2 142H5ZM11 140H12V139H11ZM15 140H16V139H15ZM21 140H22V139H21ZM27 140H26V141H27ZM40 140H42V139H40ZM94 140H95V139H94ZM96 140H97V139H96ZM109 140H107V141H109ZM163 140H164V138H163ZM180 140H181L182 142H181ZM234 140H236V141H235L236 143L232 146V144H233L232 141H234ZM247 140H245V141H247ZM12 141H13V140H12ZM28 141H29V140H28ZM48 141L50 142V140H48ZM48 141H47V142H48ZM98 141L100 142V140H97V143L99 144ZM103 141H104V140H103ZM113 141H114V140H113ZM245 141L242 140V143H244ZM254 141H255V140H254ZM258 141H259V140H258ZM260 141H262V140H260ZM260 141H259V144H260ZM2 142H1L0 144H2ZM6 142L8 143V141H6ZM22 142H23V141H22ZM38 142H39V140H38ZM65 142H66V140H65ZM78 142H79V141H78ZM88 142H89V141H88ZM92 142H93L92 144H94L93 147L96 146V145H95V141H92ZM119 142H120V141H119ZM180 142H181V143H180ZM184 142H185V141H184ZM247 142H248V141H247ZM250 142H252V144H254L252 140L249 141L248 143H250ZM256 142H257V140H256ZM262 142H263V141H262ZM7 143H6V144H7ZM20 143H21V142H20ZM32 143H34V142H32ZM54 143H55V142H54ZM54 143H52V145H54ZM62 143H64V142H62ZM67 143H68V142H67ZM67 143H65V144H67ZM71 143H72V142H71ZM90 143H91V142H90ZM110 143H111V144H115V141H114V143H112V142L110 141ZM199 143H200V142H199ZM204 143H205V142H204ZM248 143H247V144H248ZM9 144H10V143H9ZM14 144H15V143H14ZM48 144H49V143H48ZM56 144H57V146L60 145V144L57 143V142H56ZM98 144H97V145H98ZM101 144H107V142L104 141L103 143L101 142ZM117 144H118V143H117ZM117 144H115V145H117ZM200 144H201V143H200ZM250 144H251V143H250ZM250 144H249V145H250ZM262 144H263V143H261V145H262ZM7 145H8V144H7ZM26 145H27V144H26ZM31 145H32V144H31ZM33 145H34V144H33ZM52 145H51V146H52ZM79 145H80V144H79ZM81 145H82V143H81ZM88 145H89V144H88ZM99 145H100V144H99ZM99 145H98V146H99ZM107 145H108V144H107ZM107 145H106V146H107ZM115 145H114V146L111 145V147H112V146L115 147ZM140 145H141V144H139V147H140ZM163 145H161V146H162V149H163ZM204 145H205V144H204ZM216 145H217V143H216ZM240 145H241V143H240ZM243 145H245V144H242V146H243ZM9 146H10V145H9ZM27 146H28V145H27ZM39 146H40V145H39ZM64 146H66V148H67L68 145H64ZM89 146H90V145H89ZM89 146H88V147H89ZM100 146H101V145H100ZM104 146H105V145H104ZM134 146L137 147L136 144H135ZM250 146H251V145H250ZM250 146H248V148H249ZM255 146H256V144H254L253 148H254ZM257 146H258V145H257ZM257 146H256V148H257ZM3 147H4V146H3V144H2V148H3ZM21 147H22V146H21ZM83 147H84L85 150L83 149ZM86 147H87V146H86ZM86 147H85V146H82L83 151H85V152H86V150H87V151H90V147H89V149H88V148L86 149ZM205 147H207V146H205ZM245 147L247 148V146H245ZM260 147H261V146H260ZM10 148H12V147H10ZM10 148H6V149H3V150H4V151H7V149H10ZM31 148H32V147H31ZM31 148H30V149H31ZM57 148H58V147H57ZM64 148H65V147H64ZM91 148H92V147H91ZM94 148H95V147H94ZM94 148L92 149V151H94ZM96 148H97V146H96ZM98 148H99V147H98ZM101 148H102V146L100 147V149H101ZM108 148H109V147H108ZM108 148H107V151H108ZM145 148H146V147H145ZM145 148H144V149H145ZM165 148H166V147H165ZM210 148H211V147H210ZM248 148H247V149H248ZM256 148H255V152H256ZM20 149H21V148H20ZM32 149H33V148H32ZM35 149H36V148H35ZM55 149H56V148H55ZM69 149H71V148L69 147ZM100 149L97 150L98 152L96 153V155H98ZM104 149H105V148H104ZM133 149H134V148H133ZM135 149H136V148H135ZM189 149H190V148H189ZM193 149H194V148H193ZM193 149H192V150H193ZM249 149H250V148H249ZM257 149H258V148H257ZM3 150H2V151H3ZM12 150H13V149H12ZM21 150H22V149H21ZM21 150H18V151H21ZM56 150L58 151V149H56ZM67 150H68V149H67ZM105 150H106V149H105ZM140 150H141V149H140ZM146 150H147V149H145L144 151H146ZM59 151H60V150H59ZM72 151L74 152L73 147H72ZM77 151H78V149H77ZM83 151H80V152H83ZM102 151H103V149H101V152H102ZM107 151H106V153H107ZM109 151H110V149H109ZM138 151H139V150H138ZM144 151H141V152L144 153V154H146ZM189 151H190V150H189ZM241 151H244V152L246 153V150H245L244 148L241 149ZM241 151H240L239 153H241ZM247 151L249 152V150H247ZM251 151H254V149L251 150ZM0 152H1V148H0ZM12 152H14V151H12ZM12 152H11V153H12ZM65 152H68V151H65ZM95 152H96V149H95ZM136 152H137V151H136ZM244 152H243V154H244ZM11 153H10V154H11ZM27 153H28V151L25 152L24 154H27ZM49 153H50V152H49ZM51 153H53V152H51ZM55 153H56V151H55ZM55 153H54V155H57V156H58L59 152H58V154H55ZM86 153H87V152H86ZM92 153H93V152H92ZM103 153H104V152H103ZM133 153H135V152H133ZM194 153H195V152H194ZM249 153H250V152H249ZM19 154L21 155V152H19ZM66 154H67V153H66ZM80 154H81V153H80ZM135 154H136V153H135ZM135 154H134V155H135ZM138 154H139V153H138ZM147 154H148V153H147ZM164 154H165V153H164ZM191 154H192L193 156H192ZM247 154H248V153H247ZM250 154L252 155V153H250ZM254 154H255V153H254ZM254 154H253V156H254ZM5 155H7V154L5 153ZM5 155H4V156H5ZM54 155H53V156H54ZM64 155H65V153H64ZM83 155H85V154L83 153ZM130 155H132V154H130ZM208 155H209V153H208ZM210 155H209V156H210ZM244 155H245V154H244ZM18 156H19V155H18ZM66 156H67V157H66ZM68 156H69V154L65 155V157H66L65 159H67ZM70 156H71V155H70ZM91 156H92V155H91ZM101 156H102V154H101ZM103 156H104V155H103ZM103 156H102V157H103ZM132 156H133V155H132ZM135 156H136V155H135ZM135 156H133V158L135 159V162L138 163L137 161H138L139 156H138V157H137V156L135 157ZM140 156H141V155H140ZM148 156H151V155H148ZM238 156H240V155H238ZM247 156L249 157V154H248ZM32 157H33V156H32ZM72 157H73V155H72ZM72 157H71V158H72ZM85 157H86V155H85ZM198 157H199V156H198ZM242 157L245 158L246 156H242ZM242 157H241V159H243ZM250 157H251V156H250ZM16 158H17V157H16ZM54 158H55V156H54ZM73 158H74V157H73ZM80 158L82 159V157H80ZM94 158H95V157H94ZM118 158H120V156H119ZM118 158H117V159H118ZM136 158H137V159H136ZM199 158H202V157H199ZM246 158H247V157H246ZM28 159H31V158L28 157ZM56 159H58V157H57ZM74 159H75V158H74ZM86 159H87V157H86ZM89 159H90V158H89ZM92 159H93V158H92ZM92 159H91V160H92ZM140 159L142 160L141 163H143V161H144L143 164H144V166H145V159H146V158L144 159V158H141V157H140ZM184 159L186 160V162H184L183 164H181L183 161H185ZM238 159H239V158H238ZM238 159H237V160H238ZM0 160H1V159H0ZM67 160H68V159H67ZM82 160H85V159H82ZM82 160H81V161H82ZM87 160H88V159H87ZM87 160H85V161H87ZM120 160H121V158H120ZM141 160H139V161H141ZM197 160H198V161H197ZM255 160H256V159H255ZM6 161H7V160H6ZM11 161H12V160H10V162H11ZM75 161H76V160H75ZM81 161H80V162H81ZM85 161H83V162H85ZM88 161H89V160H88ZM88 161H87V162H88ZM117 161L119 162V160H117ZM238 161H240V160H238ZM242 161H243V160H242ZM247 161H248V159H247ZM8 162H9V160H8ZM8 162H7V163H8ZM69 162H71V161H69ZM72 162H73V161H72ZM72 162H71V163H72ZM76 162H77V161H76ZM115 162H116V161H115ZM115 162H114V164H115ZM155 162H156V161H155ZM180 162H181V163H180ZM203 162H204V161H203ZM253 162H254V161H253ZM4 163H5V162H4ZM11 163H12V162H11ZM30 163H31V162H30ZM45 163H46V162H45ZM56 163H57V165H59L58 162H56ZM66 163L68 164V161H66ZM73 163H74V162H73ZM119 163H120V162H119ZM141 163H139V164H141ZM174 163L172 162V165H173ZM242 163H243V162H242ZM244 163H245V162H244ZM251 163H252V162H251ZM143 164H141V166H143ZM235 164H236V163H235ZM237 164H239V162H237ZM4 165H5V164H4ZM13 165H14V164H12L11 166H13ZM60 165H61V164H60ZM77 165H78V164H77ZM77 165H76V166H77ZM84 165H85V164H84ZM84 165H83V163H82V168H84ZM116 165H117V164H116ZM118 165H120V164H118ZM118 165H117V166H118ZM147 165H148V164H147ZM154 165H155V164H154ZM242 165L245 166V164H242ZM6 166L9 167V166H10L9 163H8V165H6ZM11 166H10V167H11ZM23 166L25 167V165H23ZM26 166H27V165H26ZM61 166H62V165H61ZM64 166H65V165H64ZM80 166H81V164H80ZM112 166H113V169H114V165H112ZM138 166H139V165H138ZM138 166L135 167V168H139V169H137V170H140L141 168H144V166L141 167V168L138 167ZM148 166H149V165H148ZM237 166H238V165H237ZM244 166H243V167H244ZM246 166H248V165H246ZM0 167H1V166H0ZM50 167H51V166H50ZM78 167H79V166H78ZM158 167H159V166H158ZM177 167H178V168H177ZM2 168H3V167H2ZM63 168H65V169L68 170V168H66V167H63ZM75 168H76V167H75ZM132 168H133V167H132ZM147 168H150V167H147ZM154 168H155V169H158V168H156V167H154ZM159 168H160V167H159ZM199 168H200V167H199ZM232 168L236 169L235 167H232ZM246 168H247V167H246ZM248 168H249V167H248ZM76 169H78V168H76ZM76 169H75V171H76ZM98 169H99V168H98ZM110 169H111V168H110ZM118 169H119V168H118ZM238 169H239V166H238ZM8 170L11 171V170H12V167H11V168H8ZM63 170H64V169H63ZM148 170H149V169H148ZM148 170H146V171H148ZM160 170H161V169H160ZM236 170H237V169H236ZM243 170H245V169H243ZM243 170H242V171H243ZM0 171H1V170H0ZM12 171H13V172H12ZM12 171H11V172H12V176H15V174H14V169H13ZM30 171H31V170H30ZM79 171H80V170H79ZM116 171H117V172L120 171L119 173L121 174V169H119V171H118V170H116ZM146 171H144V173H143V171H142V173H143V176H144V177H147V178H148V176H149V172H146ZM156 171H157V170H156ZM197 171H198V170H197ZM197 171H196V172H197ZM203 171H202V172H203ZM237 171H239V170H237ZM107 172H108V173H107V175H106V178H108V176H109V171H107ZM131 172H132V173H129V174H130L129 177H130V176H134V174H135L136 171H135V172L131 171ZM140 172H141V171H139V172H137V173L139 174ZM145 172H146V174H145ZM228 172H229V170H228ZM239 172H240V171H239ZM60 173H63V172H60ZM82 173H83V172H82ZM113 173H115V172H113ZM142 173H141V174H142ZM147 173H148V175H147ZM197 173H199V171H198ZM243 173H244V172H243ZM243 173H242V174H243ZM29 174H30V173H29ZM144 174H145V175H144ZM200 174H201V172H200ZM202 174H203V173H202ZM57 175H58V173H57ZM64 175H65V173H64ZM64 175H63V176H64ZM69 175H70V174H69ZM82 175H83V177H84V174H82ZM82 175H81V176H82ZM92 175H93V174H92ZM146 175H147V176H146ZM194 175H195V176H194ZM54 176H55V177H54ZM54 176H53V177L56 178V175H54ZM93 176H94V175H93ZM236 176H238L237 173H236ZM28 177H29V176H28ZM83 177H82V178H83ZM111 177H112V176H111ZM111 177H110L111 180H110V181L107 180V181L110 182V183H111V181H112V183H114L115 186H119V184L123 182V180H121V182H120V179H121L122 177H117V178H116V177H114V178L112 177V178H111ZM136 177H137V176L133 177V180H134V182H135V184L133 183L134 185L131 184V183L129 182L130 185H131V187H132V185L135 186L136 183L138 182V180L141 179L140 177H142V176L139 175V176L137 177L138 179L135 180ZM156 177H157V176H156ZM159 177H160V176H159ZM197 177H198V178H197ZM233 177H234V176H233ZM54 178H53L52 180H54ZM59 178H60V176L58 177V179H59ZM71 178H72V177H71ZM80 178H81V177H80ZM100 178H101V177H100ZM119 178H120V179H119ZM149 178H150V177H149ZM160 178H162V177H160ZM163 178H165V177H163ZM163 178H162V181H163L162 183H164L165 180H166V179L164 180ZM231 178H232V176H231ZM231 178H230V179H231ZM237 178H238V177H237ZM237 178H236V180H237ZM239 178H240V177H239ZM242 178H243V176H242ZM13 179H15V178H13ZM50 179H51V178H49V180H50ZM87 179H88V178H87ZM92 179H93V178H91V180H92ZM96 179H97V178H96ZM142 179H143V177H142ZM151 179H152V180H151ZM232 179H233V178H232ZM82 180H84V178H83ZM88 180H89V179H88ZM97 180H98V179H97ZM150 180H151L152 182H151ZM153 180H155V179H153V177H151L149 180L146 179L145 181H148V182L150 181V183L155 184V183H153ZM158 180H159V179H158ZM208 180H207V181H208ZM236 180H235V181H236ZM12 181H13V180H12ZM18 181H19V180H18ZM93 181H95V180H93ZM136 181H137V182H136ZM140 181H142V180H140ZM140 181H139V182H140ZM159 181H160V180H159ZM209 181H210V180H209ZM233 181H234V179H233ZM237 181H239V180H237ZM237 181H236V182H237ZM14 182H15V180H14L12 183H14ZM51 182H52V181H51ZM82 182H84L83 184H85V180L82 181ZM98 182H99V181H97V183H96V182H94V183H95V184H98ZM139 182H138V183H139ZM157 182H158V181L156 180V184H157ZM229 182H230V181H229ZM94 183H92V185H93ZM100 183H102V179H101ZM138 183H137V184H138ZM141 183H142V182H141ZM141 183H140V184H141ZM146 183H147V182H145V184H146ZM150 183H149V185H150V189L155 188V186H151ZM158 183H161V181L158 182ZM0 184H1V183H0ZM14 184H15V183H14ZM14 184H13V185H14ZM57 184H58V183H57ZM64 184H65V183H64ZM64 184H61L62 186H60V187H63ZM95 184H94V185H95ZM127 184H128V183H127ZM232 184L235 185V182H234V183L232 182ZM5 185H6V184H5ZM5 185H4V190L6 189V191H7L8 186H7V188H5ZM13 185H12V186H13ZM15 185H16V184H15ZM18 185H19V184H18ZM22 185H23V184H22ZM58 185H59V184H58ZM141 185H142V184H141ZM147 185H148V184L145 185V186H146V189H147V187H148ZM163 185H164V184H163ZM202 185H203V184H202ZM237 185H238V183H237ZM237 185H235V186H237ZM68 186H70L69 183H68ZM83 186L85 187V185H83ZM120 186L122 187V184H120ZM120 186H119V187H120ZM1 187H2V186H1ZM14 187H16V186H14ZM18 187H19V186H18ZM65 187H66V186L64 185V187L62 188V191H64V189H66ZM84 187H82V188L84 189ZM119 187H118V189H119ZM139 187H140V185H139ZM143 187H144V186H143ZM157 187H158V186H157ZM16 188H17V187H16ZM21 188H22V187H21ZM23 188H24V187H23ZM54 188H56L55 185H54ZM101 188H102V187H101ZM101 188H100V187L98 188V189H100V190L97 189L99 192L95 191L96 189L94 190V188H91V190H94V192L97 193V195H98V193H100V191L103 190V188H102V189H101ZM112 188H114V189L111 190V188H110V190H109V189H107V190L111 191L112 193H113V192H116V193H117V190L114 191V190H115V187H113V185H112ZM133 188H134V187H133ZM173 188H174V187H173ZM14 189H15V188H14ZM121 189H122V188H121ZM247 189H248V188H247ZM1 190H2V188H1ZM20 190H22V189H20ZM66 190H67V189H66ZM104 190L106 191V193H108V191L106 190V188H104ZM122 190H125V188L122 189ZM138 190H140V189L138 188ZM138 190H137V191H138ZM144 190H145V188H144ZM148 190H149V189H148ZM159 190H160V189H159ZM119 191H120V190H119ZM149 191H150V190H149ZM156 191H157V190H156ZM156 191H155V192H156ZM15 192L17 193V191H15ZM65 192H66V191H65ZM67 192H68V190H67ZM69 192H70V191H69ZM94 192H93V193H94ZM101 192H102V191H101ZM103 192H104V191H103ZM111 192H110V194H111ZM58 193H59V192H58ZM95 193H94V194H95ZM104 193H105V192H104ZM130 193H131V192H130ZM134 193H135V192H134ZM136 193H137V192H136ZM136 193H135V194H136ZM141 193H144V192H140V194H141ZM147 193H148V192H147ZM149 193H150V192H149ZM151 193H154V192H152V190H151ZM24 194H25V193H24ZM114 194H115V193H113V195H114ZM119 194H120V192H119ZM119 194H117V195H119ZM122 194L125 195V193H122ZM127 194H128V193H127ZM200 194H201V196H200ZM2 195H4V194H2ZM59 195H61V194H59ZM95 195H96V194H95ZM95 195H94V197H95ZM97 195H96V200L98 199V198H97V197H98ZM132 195H133V194H132ZM149 195H150V194H149ZM230 195H231V194H230ZM232 195L234 196L235 194L233 193ZM255 195H258V194H255ZM260 195H262V194L260 193ZM70 196H71V195H70ZM102 196H103V194H102ZM114 196H115V195H114ZM125 196H126V195H125ZM127 196H128V195H127ZM130 196H131V194H130ZM130 196H128V197H130ZM146 196H147V194H146ZM184 196H185V194H184ZM233 196H232V199H233ZM258 196H259V195H258ZM3 197H4V196H3ZM35 197H36V196H35ZM86 197H87V196H86ZM103 197H104V196H103ZM115 197H116V196H115ZM115 197H114V198H115ZM132 197H133V196H132ZM138 197H139V196H138ZM138 197H137V198H138ZM140 197H141V195H140ZM64 198H65V197H64ZM70 198H71V197H70ZM84 198H85V197H84ZM117 198H120V197H116L115 199H117ZM122 198H123V197H122ZM133 198H134V197H133ZM137 198H136V199H137ZM146 198H150V196H148V197H146ZM146 198L143 199L144 202H147V201L145 200ZM256 198L258 199V197H256ZM16 199H17V197H16ZM28 199H29V198H28ZM71 199H72V198H71ZM73 199L75 200V198H73ZM73 199H72V200H73ZM93 199L95 200V198H93ZM99 199H100V198H99ZM99 199H98L97 201H99ZM112 199H113V197H112ZM120 199H121V198H120ZM127 199H128V198H127ZM129 199H130V198H129ZM139 199H140V198H139ZM30 200H31V199H30ZM65 200H66V199H65ZM83 200H85V199H83ZM96 200H95L94 202H96ZM105 200H106V199H104V201H105ZM124 200H125V199H124ZM141 200H142V199H141ZM186 200H187V198H186ZM261 200H262V199H261ZM89 201H90V200H89ZM107 201H108V200H107ZM17 202H18V200H17ZM68 202H69V199H68ZM74 202L77 203L78 201H74ZM105 202H106V201H105ZM109 202H110V201H109ZM109 202H107V203H108L107 205H109V204H113L112 202H110V203H109ZM125 202H126V201H125ZM125 202L123 201V203H125ZM127 202H128V203H127ZM127 202H126L127 205H124V204H123V206H121V204H120V205L118 204V206H116V204H114V205H112V207H110L111 205H109L108 207H110V208L106 207L107 205L104 206V203H103V206H104V207H103V206L101 205L102 203L100 202V205L102 206V209L106 207L105 209L107 210V212H108V211L110 212V217H108L109 215H108L107 212H102V211H100V212H101V215H102V213H104V214L106 213V214L108 215V216H107L108 218H107V219L104 218V219L99 220L98 218H101V217H100V213H98V216H96V217H98V218L95 219V221L98 222L96 228H95L94 223H93V226H94L93 229H94V234H95V236H94V234H92V231H93L92 229L90 230L91 233H89V232H90L89 229H88V230L86 229V230L88 231V233H89L88 235H91V234H92V235H93L92 239H93L94 241H96V243L94 242L95 245H94V243L92 242V243H93V244H92V245H93V248L96 249V252L93 253L92 255H88L89 253L87 254L86 251H80V252L77 253V254H73V257H74L75 259H77V258H78V259H81V260H80V264H126V263L128 264V262H129V260H130V258H131V257H130L131 252H132V251L134 252V251L137 249V246H138L137 243H139L141 239H144V238L146 237V231H147L149 228H144V229H147V230H144V231H143V230H140L142 227L139 225L138 221H137L136 218L134 217V215L136 216V214L134 213V211H137L136 203H132L131 200H129V201H127ZM162 202H163V201H162ZM162 202H161V203H162ZM207 202L210 203L209 201H207ZM241 202H242V201H241ZM21 203H22V202H21ZM33 203H34V202H33ZM96 203H98V202H96ZM121 203H122V202H121ZM147 203H148V202H147ZM169 203H170L171 206H172V202L169 201ZM234 203H236V202H234ZM259 203H260V202H259ZM36 204H37V202H36ZM79 204H80V201H79ZM79 204H74V206L71 204L70 206H72V207L69 206V207L71 208V209L69 208V210L71 211L72 208H75V209L78 208L77 210H78V212L80 213V210L82 209V210H81L82 213H80V214H83V215H84V213H86L87 210H88V212H89V209H90V208H88L86 211L83 210V208H81V209L79 210V206H78ZM82 204H83V203H82V201H81V206H82ZM164 204H165V203H163V205H164ZM173 204H174V203H173ZM175 204H176V203H175ZM33 205H34V204H32V206H33ZM75 205H76V207H75ZM91 205H92V207H93L92 209H94V205H93V204H91ZM91 205H88V206L91 207ZM138 205H139V204H138ZM145 205H146V204H145ZM145 205H144V203H143V206H144V207H143L142 204H141V206H142L141 209H142V208L145 209L146 207H147V209H148V206L146 205V207H145ZM163 205H161V206H163ZM167 205H168V204H167ZM177 205H178V204H177ZM188 205H189V204H188ZM205 205H206V204H205ZM230 205H231V204H230ZM234 205H235V204H234ZM20 206H21V205H20ZM24 206H25V205H24ZM37 206H39V205H37ZM64 206H65V205H64ZM77 206H78V207H77ZM113 206H115V207H113ZM161 206H160V207H161ZM175 206H176V205H175ZM258 206H259V204H258ZM22 207H23V206H21V208H22ZM122 207H123V208H122ZM139 207H140V205L138 206V208H139ZM177 207L179 208V206H177ZM177 207H176V208H177ZM224 207H225V208H224ZM232 207H233V206H232ZM235 207H236V206H235ZM263 207H264V206H263ZM19 208H20V207H19ZM19 208H18V209L16 208V209H17V212H18V213H21L22 210H19ZM39 208H40V207H39ZM98 208L101 210L100 207H98ZM107 208H108V209H107ZM112 208H113V209H112ZM124 208H125V211L123 210ZM164 208H167V206H166V207L164 206ZM229 208H231V206H230ZM259 208H261V207L259 206ZM14 209H15V208H14ZM22 209H23V208H22ZM141 209H140V211H141ZM144 209H143V210H144ZM147 209H145L146 213L150 214V213H149L150 210L147 211ZM234 209H235V208H234ZM263 209H264V208H263ZM18 210H19V211H18ZM23 210H24V209H23ZM49 210H50V209H49ZM66 210H68V209H65L64 211H66ZM97 210H98V209H94L93 212H94V211H97ZM110 210H113V211H110ZM143 210H142V213H140V211H139V213L142 214V215H144V214H143ZM228 210H229V209H228ZM235 210H236V209H235ZM235 210H233L231 213H234ZM35 211H36V210H35ZM35 211H34V214H36ZM61 211H62V210H61ZM64 211H62V212H64ZM74 211H75V210H74ZM83 211H84V212H83ZM91 211H92V210H91ZM123 211H124V212H123ZM184 211H185V209H184ZM26 212H28V211H26ZM26 212H23V213H26ZM29 212H32V211L30 210ZM41 212H42V211H41ZM43 212H44V211H43ZM93 212H92V213H93ZM245 212H246V211H245ZM263 212H264V210H263ZM18 213H17V214H18ZM76 213H77V212H76ZM94 213H96V212H94ZM94 213H93V215H94ZM139 213H138L137 216H140ZM178 213H179V212H178ZM178 213H177V215H178ZM206 213H207V214H206ZM220 213H221V216H220ZM17 214H16V215H17ZM41 214H42V213H41ZM80 214L77 215L79 218L76 217V218H78L79 220L81 219L80 216H79ZM104 214H103V215H104ZM106 214H105V216H106ZM184 214H186V211H185ZM184 214L182 213V215H184ZM201 214H200V215H201ZM224 214H225V213H224ZM20 215H21V214H18L17 216H20ZM45 215H46V214H45ZM142 215H141V216H142ZM150 215H151V214H150ZM150 215H149V216H150ZM165 215H163V216H165ZM263 215H264V214H263ZM21 216H22V215H21ZM39 216H40V214L38 215V218H39ZM72 216H73V215H72ZM89 216H90V215H89ZM137 216H136V217H137ZM151 216H153V215H151ZM201 216H202V215H201ZM219 216H220V218H219ZM237 216H238V215H237ZM256 216H258V215H256V213H255V217H252V216H251L250 218H253V220H254V219L259 220V218H257ZM260 216H261V214H260ZM13 217H14V216H13ZM33 217L36 218L35 216H33ZM49 217H50V216H48V218H47V217H45V218L42 217L44 220L41 219V223H43V222L45 221V219L48 220ZM67 217H71V216H67ZM81 217H82V216H81ZM225 217H226V216H224L223 219H225ZM235 217H236V215H235ZM258 217H259V216H258ZM17 218H18V217H17ZM38 218H36V219L39 220ZM51 218H52V217H51ZM51 218H50V219H51ZM54 218H55V220H56V217H54ZM72 218H73V217H72ZM76 218H75V220H77ZM83 218H86V217H83ZM83 218H82L81 220H83ZM91 218H92V217H91ZM218 218H219V219H218ZM233 218H234V217H233ZM261 218H262V217H261ZM261 218H260V219H261ZM263 218H264V217H263ZM18 219H19V218H18ZM20 219H21V218H20ZM69 219H70V218H68V221H69ZM93 219H94V218H93ZM138 219H139V217H138ZM140 219H142V217H141ZM140 219H139V220H140ZM145 219H146V218H145ZM231 219H232V218H231ZM13 220H14V219H13ZM32 220H33V219H32ZM37 220H35V222H34V223L37 224V225L35 224L36 227H37L39 224H41V223H39L40 220H39L38 222H37ZM51 220H53V219H51ZM51 220H50V221H51ZM70 220H74V218H73V219H70ZM79 220H77L76 222L78 223ZM90 220H91V219H90ZM90 220H89V221H90ZM166 220L169 221V222H167ZM235 220L238 221V218L235 219ZM84 221H85V220H84ZM84 221H83V222H84ZM221 221H222V220H221ZM221 221H220V222H221ZM230 221H231V220H230ZM232 221H233L232 223L235 222L234 219H233ZM240 221H241V220H240ZM255 221H256V220H255ZM13 222H14V221H13ZM29 222H30V221H29ZM57 222H58V221H57ZM74 222H75V221H72L71 223H74ZM83 222H82V223H83ZM90 222H93V221H90ZM90 222H89V223H90ZM171 222H172V221H171ZM183 222H185L184 225H182ZM225 222H226V221H225ZM257 222H258V221H256V223H257ZM259 222H260V220H259ZM261 222H262V220H261ZM261 222H260V223H261ZM10 223H12V220H11ZM38 223H39V224H38ZM82 223H81V224H82ZM85 223H86V222H84L83 225H84ZM151 223H152V222H151ZM153 223H154V222H153ZM153 223H152V224H153ZM235 223L238 224V222H235ZM256 223H255V224H256ZM26 224H27V223H26ZM26 224H25V225H26ZM63 224L67 225V223H64V222H63ZM140 224H141V223H140ZM152 224H151V225H152ZM227 224H228V223H227ZM253 224H254V223H253ZM58 225H59V224H58ZM70 225H71V224L69 223V227H70ZM75 225H76V224H75ZM151 225H150V226H151ZM217 225H218V226H217ZM19 226H20V225H19ZM216 226H217V228H216ZM225 226H227V225H225ZM231 226H232V225H231ZM235 226H236V224H235ZM260 226L262 227L263 225L260 224ZM57 227H58V226H57ZM83 227H86V226H83ZM145 227H146V226H145ZM256 227H257V225H256ZM22 228H23V227H22ZM227 228H228V227H227ZM227 228H226V229H227ZM238 228H239V224H238L237 229H236V227H235V229L238 231ZM257 228H258V227H257ZM212 229H213V231L216 229V231H215L214 233H212V232H211ZM258 229L260 230V228H258ZM68 230H69L68 234H67V233H65V235H64L63 233H62V234H63L64 236H68L70 233L73 234V232H72V227L68 228ZM68 230H67V231H68ZM77 230L80 231L81 229L78 228ZM228 230H229V229H228ZM233 230H234V229H233ZM249 230H250V229H249ZM70 231H71V232H70ZM87 231H85L84 235H86L85 237H89V238H88V241H90L91 237H90V236H87ZM105 231H106V232H105ZM148 231H149V230H148ZM158 231H157V232H158ZM219 231H220V229H219ZM219 231H218V233H216V234H219ZM262 231H263V230H262ZM0 232H2V231H0ZM210 232H211V233H210ZM222 232H223V231H222ZM240 232H242V231L240 230ZM240 232H239V233H240ZM2 233H3V232H2ZM2 233H0V236L2 235ZM76 233L78 234V232H76ZM224 233H225V232H224ZM226 233H227V232H226ZM226 233H225V234H226ZM229 233H230V232H229ZM235 233H236V232H235ZM250 233H251V232H250ZM8 234H9V233H8ZM12 234H13V231H12ZM60 234H61V233H60ZM66 234H67V235H66ZM74 234H75V233H74ZM221 234H223V233H221ZM262 234H264V232H262ZM10 235H11V234H10ZM78 235H79V234H78ZM213 235H214V236H213ZM228 235H229V234H228ZM236 235H237V234H236ZM69 236H70V235H69ZM69 236H68V237H69ZM72 236H73V235H72ZM81 236H82V234H81ZM237 236H238V235H237ZM239 236H240V235H239ZM258 236H262V237H259L260 240H261V242L258 241ZM258 236H257V237H256V236H253L251 239H247L248 241H247V244H246V245L244 246V248H243L242 255L239 256L238 261H236L237 264H264V236L261 235V234H260V235L258 234ZM2 237H3V236H1V238H2ZM40 237H41V236H40ZM54 237H55V236H54ZM58 237H60V236L58 235ZM79 237H80V236H79ZM215 237H214V238H215ZM217 237H218L219 239L221 238V237H219L218 235H217ZM217 237H216V238H217ZM5 238H6V237L4 236V239H5ZM38 238H39V237H38ZM146 238H148V237H146ZM218 238H217V239H218ZM238 238H239V237H238ZM9 239H11V238L9 237ZM24 239H25V237H24ZM24 239H23V240H24ZM40 239H41V238H40ZM42 239H43V238H42ZM52 239H53V236H52ZM217 239H216V240H217ZM239 239H240V238H239ZM245 239H246V238H245ZM5 240H6V239H5ZM55 240H57V239L55 238ZM82 240H83V239H82ZM220 240H221V239H220ZM34 241H35V240H34ZM37 241H38V240H37ZM39 241H40V242H39L40 244H41L42 242H44L43 240H42V241L39 240ZM257 241L260 242V243H258ZM3 242H4V240H3ZM144 242H145V241H144ZM241 242L243 243V241H241ZM5 243H6V242H5ZM5 243H3V244H5ZM39 243H38V244H39ZM55 243H56V242H55ZM150 243H151V241H148V246H149ZM220 243H221V241H220ZM3 244H2V245H3ZM56 244H57V243H56ZM56 244H55V245H56ZM60 244H61V243H60ZM60 244H59V246H60ZM214 244H215V243H214ZM243 244H244V243H243ZM5 245H6V244H5ZM26 245H27V244H26ZM35 245H36V244H34L33 247H34ZM57 245H58V244H57ZM145 245H147V244H145ZM28 246H31V244H28L27 247H28ZM74 246H76V245H74ZM78 246L80 247V245H78ZM90 246H91V242H90L89 247H90ZM54 247H55V246H54ZM60 247H61V246H60ZM66 247H67V245H66ZM138 247H141V246H138ZM0 248H1V247H0ZM5 248H6V246H4L3 250H2V249H1V250L4 252V249H5ZM43 248H44V247H43ZM93 248H92V249H93ZM28 249H31V250H29V251L31 252L33 248H32V246H31V248L28 247ZM86 249H88V247H87ZM92 249L90 248V251H91ZM26 250H27V249H26ZM2 251H1V252H2ZM11 251H12V250H11ZM11 251H10V252H11ZM29 251H28V254L30 253ZM3 252H2V253H3ZM10 252H9V253H10ZM73 252H74V251H73ZM73 252H72V253H73ZM88 252H89V251H88ZM7 253H8V252H6V254H7ZM35 253H36V252H35ZM177 253H178V254H177ZM12 254H13V253L10 254V255H11L10 257H12ZM24 254H26V253H24ZM59 254H60V253H59ZM59 254H58V255H59ZM211 254H212L213 256H212ZM214 254H215V255H214ZM60 255H61V254H60ZM60 255H59V256H60ZM59 256H58V257H59ZM131 256H132V255H131ZM6 257H7L6 260H8V256H6ZM23 258H24V257H23ZM25 258H26V256H25ZM25 258H24V259H25ZM43 258H44V257H43ZM54 258L57 259V256H56V257H55V256L52 257L51 260H50V262H51V261H52V262L55 261ZM64 258H65V257H64ZM133 258H134V257H133ZM192 258H193V259H192ZM202 258H201V260H202ZM204 258H205L206 260H208L207 257H204ZM9 259H10V258H9ZM45 259H46V258H45ZM45 259L43 260L44 262H46ZM52 259H53V260H52ZM70 259H71V258H70ZM72 259H73V258H72ZM78 259H77V260H78ZM205 259H203L204 262H205ZM10 260H12V258H11ZM10 260H9V261H6V262L9 263ZM26 260H27V259H26ZM61 260H62V259H61ZM73 260H74V259H73ZM199 260H200V259H199ZM211 260L213 261V258H212ZM44 262H43V263H44ZM50 262H49L48 264H50ZM70 262L72 263L73 261H70ZM74 262H75V261H74ZM204 262H203V263H204ZM1 263H2V262H1ZM23 263H24V262H23ZM43 263H42V264H43ZM217 263H218V261H217ZM217 263H216V264H217ZM201 264H202V263H201ZM204 264H206V263H204Z\"/></svg>",
	"mask_w": 264,
	"mask_h": 264
},
{
	"label": "trees",
	"instance_id": "16d2710c",
	"mask_svg": "<svg viewBox=\"0 0 264 264\" xmlns=\"http://www.w3.org/2000/svg\"><path fill=\"white\" fill-rule=\"evenodd\" d=\"M40 1H37L36 4H39ZM52 4H53V8H52L53 10L61 11V12L76 11L77 9H83L85 12H91V13H94L95 11L92 8L81 7V6L80 8L79 7L80 4L75 3L74 0H53ZM115 21L116 20H110L109 22H106V25L109 27H114Z\"/></svg>",
	"mask_w": 264,
	"mask_h": 264
}]
</instances>
